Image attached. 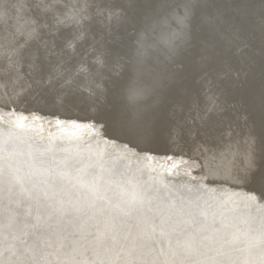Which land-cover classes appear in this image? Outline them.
I'll return each mask as SVG.
<instances>
[{
  "label": "rangeland",
  "instance_id": "374dc122",
  "mask_svg": "<svg viewBox=\"0 0 264 264\" xmlns=\"http://www.w3.org/2000/svg\"><path fill=\"white\" fill-rule=\"evenodd\" d=\"M232 1L233 2H230V0H0V139H1L0 140V148H1L0 150L2 151L4 149L2 153L5 156L4 157L3 154L1 153L0 159L3 162H5L4 160H6V162L9 160L7 163L9 164V168L6 167L7 165L6 163H3L0 160L1 162L0 163V169H1L0 170V177H1L0 179V192H1L0 193V209H1L0 210L1 211L0 228L2 227L0 229V233H1L0 234L1 236L0 237V255H1L0 260L2 259V261H0V264H11L12 262L14 264H19V263L21 264H30V263L31 264H41V263L51 264V262H53L52 264H56L55 263L56 260H57V264H59V262L62 261V259H63L62 261L63 264H66V263L67 264H83L87 260L89 263L86 262V264L87 263L88 264L90 263L91 264H107V263L109 264L111 261L112 262L110 264H119V261L121 262L120 264H128V262L129 264H194V263L197 264V262L198 264L199 263L200 264L202 263L203 264L204 263H208V264H252V263L259 264L258 260L260 259V257L258 256L260 252L258 251V249L261 250L262 245L264 247V243H262L264 241V226H263L264 225V221H263L264 220V212H263L264 211V203H263L264 199L260 198V194L258 191H253L254 188L258 187V184L254 182L253 178L255 177L258 180L262 175H264V169H263V165H264V160H263L264 159V152H263L264 151V147H263L264 146V141H263L264 139V97H263L264 96V22H263L264 21V10H262V8L264 9V2H263L264 0H246V2L245 0H236L238 3L235 0H232ZM247 1H249L251 4ZM234 2H236L237 4ZM241 2L242 3L245 2L242 5L244 6L246 4V6L243 7L241 5ZM38 4L40 5V7H37ZM45 5L48 6L47 9L45 8ZM234 6H236L237 8ZM5 7L8 10L7 16H3L2 14L3 9ZM239 8L240 9L242 8L243 10H240ZM251 9L256 12H253ZM220 11L222 12V14ZM245 11L247 12L249 11V12L246 13ZM252 15H255V16H252ZM243 16H245L247 19L246 18L244 19ZM249 16L251 17L249 18ZM256 24L257 25L259 24V25L257 26ZM228 27H230V29ZM33 30H36V31H33ZM224 31H227V32H224ZM243 36L247 38L245 39V37L243 38ZM98 63H100V65ZM137 67L143 71V75L138 80V83H140L139 85H141L140 87L143 89V92L136 98V100L134 101V105L137 110L142 108L141 111L139 112L141 116L143 114L146 115V117H144L145 115L142 116V119L144 118L143 121H145V123L148 122L150 123L149 125H151V122L152 123L156 121L158 122V123H154V125H151V126H148V123H147V126L151 128V131L153 129L152 138L149 136V138L147 139L149 141L150 140L153 141V144L151 141H150L151 143L147 141V139L146 141H142V142H137V141L130 142V138L124 135L121 132L120 128H117L118 126L117 125L115 126V123H113V121L110 119L111 114L116 113L117 108L118 110H122L125 108L126 105L129 104L128 95L126 91L128 84H126V82L128 83L129 81L130 83L132 79L134 78L136 79V74L134 73L133 69ZM131 68L133 69L131 70ZM123 70L125 71L123 72ZM122 75L124 76L126 75V76L124 77ZM12 78L14 80H12ZM177 78L178 80H176ZM120 83L121 84L123 83L124 86H122ZM63 84H65L66 86ZM219 100L221 102H219ZM9 101L10 103L8 104L7 102ZM225 101L227 102L225 103ZM108 105H109V108H108ZM102 106H104V108L107 107V109H105L106 111H104V108H102ZM216 107H219V108H216ZM217 109H220V110L217 111ZM144 110L147 113H145ZM169 110H172V111H169ZM214 110H215V113L213 112ZM185 114L186 116H184ZM214 114L215 115L217 114V115L215 116ZM223 115L224 116L226 115V116L224 117ZM216 117L221 118V120L219 118L217 119ZM243 117H244L243 119L244 121L241 119ZM222 119H224V121H222ZM225 119H227L228 121ZM225 121H227L228 124ZM238 121H240V123ZM243 122L245 124H243ZM78 123L80 125H78ZM224 124L227 125V127ZM43 125L45 127H43ZM223 125L225 127H223ZM14 126L16 129V132L14 131ZM153 126L154 127L156 126V127L154 128ZM221 127L223 129L225 128L226 131L225 129L224 130L221 129ZM6 129L8 130V136L10 135L9 137L7 136ZM45 129L47 132L46 136H44ZM94 129H95V132H94ZM227 129L230 132H228ZM32 130L37 133V136H35L36 133L32 132ZM214 131H216V133ZM23 133H24V136H23ZM40 133L41 135H39ZM72 134H74V136ZM215 134L217 135V139L215 138L216 137ZM19 135H21L22 137L21 136H20L21 138L18 137ZM88 135L90 137H88ZM92 135H96V136L94 137ZM228 135H229L228 137L229 139L228 138L226 139ZM255 135L256 137L258 135L259 136L256 138ZM11 137L12 138L18 137V139L16 138L12 139ZM23 137H25L24 140H23ZM211 137L213 140L211 139ZM252 137L254 138V141H252L253 140ZM62 138H65V140ZM153 138L154 140L155 139L156 140L154 141ZM218 138L219 139L221 138V140L219 141ZM230 138L234 143L231 142ZM69 139L72 141H70ZM167 139L168 141H166ZM62 140L65 141L64 144L62 143ZM89 140L90 142H88ZM258 140L259 141L262 140V141L259 142ZM13 141L16 142V145H15V142ZM19 141H22V142H19ZM41 141L42 142L44 141V143L48 141V145L47 143L44 144ZM210 141L212 143L214 142L215 143L212 145ZM225 141H228V142L225 143ZM6 142L11 145L7 144ZM72 142H74V144ZM67 143H69L70 146L67 145ZM71 144H73L74 146ZM119 144H120V147H119ZM203 144L205 145L203 146ZM217 144H218V147L220 146L219 147L220 150L218 147L216 148ZM152 145H153V149H152ZM201 145H202V148H200ZM66 146H69V147H66ZM214 146L215 148L213 149L212 147ZM7 147L10 149H8ZM21 147L23 148L25 147V148L23 149ZM113 147H115L114 148L115 150L113 149ZM147 147H149L151 150ZM255 147L258 151L255 149ZM15 148L19 150H16ZM104 148H106V152ZM233 148H234V152H232ZM131 149L135 151V153L132 152ZM211 149H213L216 152L218 149V152H220V154L218 152L214 153V151H212ZM10 151L12 153H9ZM211 151L213 152V154H211L212 153ZM68 152H70L69 155H68ZM124 152L128 155L123 156ZM199 152L201 153V155ZM202 152L203 153L205 152V153L202 154ZM13 153L15 155V156L13 155L14 157L12 156ZM6 154H8L10 157ZM157 155L159 158L155 157ZM203 155H205L206 157ZM213 155L214 156L216 155L215 158L213 157ZM220 155L221 157H225V158L224 159L221 158ZM130 157L135 158V159H131ZM255 157L259 158L260 160ZM31 158L38 159V161H41L42 164H40L39 162L34 164ZM129 158L131 160L130 162L132 163L129 162ZM156 158L158 159L157 161H156ZM66 159H70V160L65 161ZM134 160H137L138 162ZM226 160H228L230 165L228 164V162H226ZM11 161H12V164H11ZM69 161L71 162V164ZM249 161H252V162H249ZM253 161L255 162L257 161L256 164L255 162L253 163ZM128 162L131 165L128 164ZM135 162L138 164H136ZM217 163L220 165H218ZM224 163L225 164L227 163L226 167H223L225 166ZM133 164H136L137 167L136 165L134 166ZM177 164H178V167H177ZM251 164L254 166H252ZM260 164H262V166ZM3 165L5 166V168H3L4 167ZM138 165L140 167H138ZM221 165H222V168H221ZM201 166L203 169L201 168ZM248 166H251L252 168ZM64 167L66 168L68 167V168L67 169L65 168L66 169L65 170L63 169ZM124 167L127 169H125ZM208 167L211 168V170ZM138 168H141V169H138ZM197 168H198V171H197ZM230 168L232 170H230ZM4 169L7 170L5 174H4ZM194 169L195 171H193ZM200 169L203 171V173L204 172L205 173L203 174L202 171L200 173L199 172ZM250 169H252V171L254 170L253 174L252 172H250L251 171ZM67 170H69L68 173H71L72 176L67 173ZM78 170H83V171H78ZM131 170L135 172L137 171V172L132 173ZM214 170L218 172L216 173ZM238 170L239 172H236ZM248 170H250L249 173H248ZM97 171H98V174H97ZM108 171L109 173H111L110 175H108L109 174ZM124 171H125V174L128 175L127 177H125ZM126 172L127 173L129 172V173L127 174ZM1 173H2V176H1ZM112 173H113V177H112ZM198 173L200 176L198 175ZM215 173L217 176L215 175ZM3 174L5 175V177L3 176ZM40 174L42 176H45V175L47 176L42 177ZM76 174L78 178L75 180ZM102 174L103 176H107V178L103 177ZM133 174H134V177L133 179H131ZM136 174L137 176H135ZM138 174H142L143 178L141 179L140 178L141 175H138ZM224 174L227 177H224L225 176ZM79 175L83 176V178L85 179H82L83 181L82 180L79 181V179H81L79 178L81 177ZM145 175H147V178H148L147 180H146ZM234 175L235 177H232ZM53 176L55 177V179L53 178ZM56 176L58 178H56ZM204 176L206 178L209 177V179H205ZM37 177H40V178L37 179ZM65 177L67 178L65 179ZM98 177H100V179ZM109 177H112L110 178L111 179L110 182L108 180ZM137 177H139L140 179H138ZM222 177L228 180L225 181V179H223ZM68 178L71 180L72 179L74 180H72V182L70 183L71 180H69ZM105 178H106V181H105ZM24 179L26 182L24 181ZM52 179L54 180V183L50 181ZM98 179L100 181V183H98L99 185L95 184L98 181ZM115 179L119 180V182H122L123 184L120 185V183H118V181L116 182ZM39 180L41 183L39 182ZM66 180H69V181H66ZM94 180L96 182L93 183ZM112 180L115 183H113ZM128 180H129V185H128ZM134 180L135 181L139 180V181L135 182ZM140 180L143 183H141ZM203 180L204 181L207 180L208 182L210 180L211 181L208 183L207 181L204 182ZM212 180L214 181L216 180V181L214 182ZM232 180L233 182L234 181L235 182L233 183ZM46 181L49 182V185H47L48 183ZM64 181L69 182V183H66ZM73 181L74 183L77 181L75 185H73ZM132 181H134L135 183ZM63 182L66 183L67 185H65ZM79 182L80 184L82 182V184L80 185L81 189L79 187ZM124 182L126 183V186ZM236 182L238 184H236ZM108 183L109 185H107ZM207 183L210 185H208ZM59 184L61 185L63 184L62 187H60V189H62V192L64 194L61 193V191H59V186H60ZM83 184H84L83 186L84 188L82 187ZM114 184H116L118 188L122 187L125 189L126 187L129 186L128 189H126L128 193L126 192L125 189H122V188L119 191L120 188L119 189L116 188V185ZM139 184L140 185L142 184V185L140 186ZM197 184L199 187L197 186ZM64 185L65 187H63ZM86 185L88 186L86 187ZM39 186L40 187L42 186V188L40 189ZM66 186H69L70 189H68V187ZM110 186H114V188H111ZM139 186L140 188H143V189L142 190L139 189ZM200 186H203L202 187L203 189L205 188L204 189L205 192H203ZM209 186H211V188ZM230 186H231V189H230ZM11 187H12V190H11ZM52 187H53V190H52ZM191 187L193 188V196L191 193L192 192ZM71 188L73 190H76V188H79L81 191L78 189L77 193L74 192V194H72L71 192L73 190H71ZM92 188L94 190L96 189L95 192L97 193V195L96 194L94 195L93 191H90V190H93ZM212 188L213 190L215 189L214 190L215 192L214 191L212 192ZM8 189H9V192H8ZM48 189H50L49 191L52 190L51 194H49L50 192L48 193ZM65 189L67 193L65 192ZM107 189H111V190L108 191ZM161 189H163L164 191ZM180 189L183 191L182 195H184V193L186 192L185 194L187 196L186 195L182 196L180 194L182 191L180 193L178 192L180 191ZM199 189L201 191H198ZM226 189L228 191L231 190L230 195H228V193L230 192H227ZM82 190H84V192ZM113 190L116 193H114ZM128 190L131 191V193ZM143 190H145V193ZM206 190L207 191L209 190V191L207 192ZM189 191H191L190 194H189ZM195 191L198 193L197 199L199 201L195 198V195H194L196 194ZM69 192L71 196L73 195L72 196L73 199L72 197H70ZM101 192L105 194V196L104 195L101 196ZM158 192L160 195H158ZM164 192H167V193L165 194ZM199 192L201 193L202 196L199 194ZM108 193H111V195ZM129 193L131 196H129ZM206 193L207 194L209 193V194L207 195ZM210 193H213V194L210 195ZM8 194H10V196ZM46 194L49 196H46ZM54 194H56L58 197L55 196ZM82 194L83 196L81 197ZM86 194L88 196L84 197V195ZM143 194H146L145 196V198L147 197L146 199H143L142 197ZM147 194H149L150 196ZM169 194L170 195L172 194L173 196L172 195L169 196ZM178 194L181 195L182 197L178 196ZM166 195L171 197V200L173 202L172 201L170 202L169 198ZM216 195L218 198L216 197ZM2 196L4 199L2 198ZM74 196H77V197L79 196L80 198L79 197L75 198ZM127 196L128 198H124ZM133 196L134 197L136 196V197L133 198ZM174 196L176 197L174 198ZM188 196L191 199H189ZM55 197H57L59 200L57 198L55 200ZM100 197H104V198L101 199ZM155 197L157 198V200ZM178 197L180 198V200H177V202H175L176 199H179ZM183 197H186V198H183ZM35 198H38V200ZM95 198L97 200H95ZM108 198H111V199H108ZM141 198L144 201H141ZM159 198H162V200H160ZM1 199H3L4 202ZM20 199H22L23 202L25 203L26 202H29V203L25 204ZM87 199H89V202ZM92 199H94V201ZM104 199L105 200L107 199L106 202L109 204L106 203L107 204L106 205ZM211 199L213 200L211 201ZM234 199L236 200L234 201ZM24 200H27V201H24ZM57 200L60 201V203H62L61 206L58 205L60 203L56 202ZM62 200L64 203L62 202ZM113 200H115L116 202ZM202 200L204 203L202 202ZM209 200H210V204L208 203ZM238 200L240 201V204L238 203L239 202ZM83 202H84V205L82 204ZM196 202H198V204H196ZM223 202H225V204ZM230 202H232V205ZM71 203L74 205H71ZM87 203L88 204L90 203V204L88 205ZM121 203L122 205L123 204L124 205L123 206L120 205ZM169 203L173 207L169 206ZM214 203L216 205H214ZM222 203L225 205V207H223ZM111 204L112 205L114 204L115 206L114 205L112 206ZM160 204H163V205L160 206ZM167 204H168V208L166 206ZM182 204H185V205L182 206ZM202 204L204 205L202 206ZM23 205L25 207H23ZM32 205H35V206H32ZM45 205L46 207H43ZM109 205L111 209H109ZM148 205L150 206V208ZM236 205H238V207H236ZM47 206H50L51 209L50 207H48V209H50L48 210ZM197 206L199 207L198 213L196 210H194L198 208ZM200 206L201 208L203 207L202 211H200L201 210ZM211 206L213 207L211 208ZM217 206H219L218 207L220 208L219 210L223 209L222 210L223 212L220 211V213H222L223 215L222 214L220 215L219 212L218 214L217 210H215L214 212V209H216ZM257 206H260V207H257ZM4 207H6L7 209ZM55 207L56 208L58 207V208L56 209ZM78 207H81L80 209H82L83 211L79 210ZM100 207H102V209H100ZM120 207L123 209L121 210ZM190 207H194L193 210ZM246 207L251 208L252 210L251 209L247 210ZM25 208H27L28 210H26ZM41 208H42V211H39V209L41 210ZM91 208H93V211ZM173 208L176 209V211L178 210L179 213L178 211L174 212ZM253 208L254 209L256 208L257 213L254 211ZM43 209L46 211H45V214L42 215V213H44ZM72 209L73 210L76 209L78 212L76 213V210L72 211ZM94 209L96 211H94ZM99 209L105 210V211L100 212ZM153 209L156 210L157 213H155ZM206 209H208L210 213ZM244 209L246 212L244 211ZM5 210L9 212H6ZM97 210L99 213H96ZM110 210H112L111 212L113 213L110 214ZM126 210H127V213H125ZM162 210L163 212H161ZM182 210L184 211L182 212ZM226 210L229 211V213ZM238 210H240L242 213L241 212L239 213ZM249 210H251V212H249ZM23 211L25 212L23 213ZM165 211L166 213H164ZM224 211L227 212V214ZM2 212H5V214ZM64 212L65 213L67 212L68 214L67 213L64 214ZM167 212H169V215H166ZM173 212L174 214H172ZM261 212L263 215L261 214ZM38 213L41 217L37 216ZM69 213H71V216ZM89 213L93 214V216L97 215L99 218L95 216L92 219L93 216ZM177 213L179 215V218L178 216L176 217ZM191 213H194L195 215L196 214L197 215L195 216L194 214H191ZM243 213L244 215H246V213H249L247 214L248 216L246 215L247 218H245L246 216H244ZM254 213H255V216L252 217ZM1 214L2 215L4 214L5 216L4 215L2 216ZM31 214H34L36 217ZM57 214H59V217ZM101 214L102 216L100 218ZM143 214L144 216H141ZM204 214L206 217H204ZM206 214H208L209 216L208 218ZM240 214H242L244 217L242 215L239 217ZM26 215L29 217L25 218ZM44 215H46V217H44ZM52 215L54 218H52ZM76 215L77 217L78 215L80 216L76 218L75 217ZM160 215L162 216V219ZM164 215H166L168 218L167 217H165L166 219L163 218ZM235 215L238 218L235 219ZM105 216L106 217L111 216V220L113 219L114 220L112 222L110 221V224H109V217L107 219ZM123 216H124V219H123ZM129 216L130 218H132L133 221L129 219ZM189 216L191 217L188 218ZM256 216H258L259 218L261 217V219L257 217L259 219L258 220L257 218H255ZM31 217L34 218V221ZM194 217H196L195 218V220L197 219L196 221H199L198 222L199 224L197 223L199 226H197V224L195 223L196 221L194 220ZM218 217H219V220H218ZM21 218L22 219L24 218V219L22 220ZM48 218L49 219L51 218V219L49 220ZM69 218H72L73 220ZM174 218L175 219L177 218L176 221L174 220ZM191 218L193 219L191 220ZM11 219H14V220H11ZM91 219L93 221L96 220V222L94 223ZM98 219H100L99 220L100 222H98ZM164 219L165 221L168 222V223L166 222L167 225L163 223L165 222ZM169 219L171 220V222L173 220L172 224H174L175 226L176 224L178 225L179 223L178 226L181 227V230H179L177 226L175 227L174 225L170 224L171 222ZM201 219H202V222H201ZM221 219H225V221ZM231 219L233 220V222L231 221ZM18 220H20L24 225L20 223V221ZM41 220L43 221L42 222L43 224L41 223ZM120 220L122 221L123 224L119 222ZM126 220H128L129 222H127ZM7 221H10V222H7ZM101 221L103 224L105 223L104 228H103V224L101 223ZM184 221H186V224L188 223L192 225L189 226L187 224L186 226V224H184L185 223ZM190 221L191 223H189ZM234 221L237 223H235ZM11 222L16 223V224H12ZM69 222L71 223V225ZM72 222H74V224ZM209 222H212L213 225ZM111 223L112 224L115 223V224L112 225ZM205 223L208 226L206 227V229L204 228L206 226L204 225ZM215 223H218V224L216 225ZM251 223L252 225H249ZM4 224L6 227L3 226ZM30 224L31 225L33 224L32 228ZM56 224L57 225L60 224V225L56 226ZM64 224L66 225L68 224L69 226L68 225L66 226ZM77 224H79L80 227ZM99 224L101 225L99 226ZM233 224L236 226H234ZM11 225L12 226L16 225L17 227L16 226L12 227ZM61 225L63 227H61ZM73 225L75 226L77 225L76 228L78 227L80 229L78 228L76 229L75 227H73ZM89 225L91 227L90 229H89ZM162 225H164L163 228H162ZM9 226L12 228L10 229ZM43 226L47 227V228H44L45 230L47 229L48 230L44 232L43 231L44 229L42 228ZM82 226L83 228H81ZM113 226H117L115 227L116 231L113 230L114 229ZM166 226H168L170 229L166 228ZM170 226H173V227H170ZM183 226L184 227L186 226V229L183 228ZM210 226L213 227L212 230L211 229L209 230V228H212ZM225 226L231 228V231ZM230 226H232L233 229ZM252 226L255 228H253ZM34 227L36 230L33 229ZM64 227H66L67 229ZM108 227L111 233L109 230H107ZM174 227H175V230L172 229ZM14 228L16 229L13 230ZM25 228L27 229V231ZM50 228L52 229L51 231H50ZM53 228H55V231H53L54 230ZM98 228L100 231L98 230ZM192 228L196 230H193ZM166 229L168 231H165ZM241 229L242 230L248 229V230H245L244 232L248 233L249 237H247L248 235L247 234L245 235V233L242 232ZM16 230H19V231H16ZM77 230H79V232ZM81 230H83L82 233H80ZM95 230L96 231L98 230V233L95 232ZM101 230L103 232H101ZM178 230L179 232H176ZM203 230H205V232L202 233L201 231ZM217 230L219 232L221 231L220 232L221 234ZM257 230L258 231L260 230L259 234H257L258 233ZM41 231H43L44 233ZM74 231L75 232L77 231L78 233L76 232L77 234H75ZM113 231L116 234H113L114 233ZM170 231H172L173 233H171ZM188 231L189 232L191 231L194 234V236L191 232L189 233ZM223 231H225L226 233H222ZM27 232H29L30 235H28ZM69 232L72 234V235L70 234L71 236L67 234ZM36 233H39V234L37 235ZM40 233L41 234L43 233V234L41 235ZM46 233H49L51 235L49 234L45 235ZM92 233L93 234L97 233L100 236V237L98 236L99 239L96 236L97 234L93 236ZM106 233L108 235H106ZM175 233H178V236ZM212 233L215 236H213ZM250 233L252 235H250ZM24 234H25V237H24ZM56 234L57 236L55 237ZM100 234L101 235L104 234L103 239L107 243L102 239V236ZM205 234L207 236H205ZM242 234H244V236H242ZM186 235H188V238L190 240L187 238ZM253 235L255 237L258 236L256 237V240H254L258 243V244L256 243L257 245H255V242L252 241L253 238L255 239ZM37 236H39L40 238L42 236L44 238L39 239ZM51 236L53 239L55 237L53 241H49V239L52 240ZM105 236L106 238L107 237L108 238L105 239ZM112 236H113V241H112ZM47 237H50V238L47 239ZM76 237L78 240L76 239ZM244 237H247V239ZM9 238L11 239V241L9 240ZM61 238L63 239L61 240ZM94 238L96 239V241H99L100 239L102 240H100L99 242L95 241L97 245L94 246L95 245ZM193 238H194V241H192ZM213 238L215 240H212ZM35 239H37V241ZM74 239L77 241H75ZM80 239H81V242H80ZM92 239H93V242H92ZM108 239L110 242H108ZM209 239L211 241H207ZM33 240H35V242ZM41 240L42 242L43 240H46L44 241L46 242V245H43L45 243L44 242L42 243ZM177 240H180V241L189 240V242L192 241L191 243H193L192 244L193 246L191 245V243L189 244L192 246L191 248L193 249H191L190 246H188L189 244L178 245ZM197 240L201 242V244L198 243ZM32 241L34 243H32ZM48 241L50 243H48ZM82 241L84 242L86 246L83 244ZM102 241H103V244H102L103 246L104 244L109 245V246L104 247L107 250H105L103 246L100 245ZM203 241L205 242V244ZM64 242L65 243L67 242V244H65ZM196 242L200 245L199 246L198 244L196 245ZM215 242L217 245L215 244ZM248 242L251 244H249ZM77 243L81 245L77 246ZM212 243L214 244L212 245ZM208 244L212 246L210 247V245ZM227 244H228V247H227ZM230 244L232 245L230 246ZM65 245L66 247L63 248V246ZM248 245L251 246V249ZM40 246L42 249L45 248L44 252L41 250ZM45 246H47V248H49L48 246H52L54 248L50 247L49 248L50 250H48ZM114 246H115V249L113 248ZM186 246L188 247L185 248ZM223 246H224V249H223ZM1 247H2V250H1ZM6 247L8 249H6ZM67 247H70V249L72 247L74 249L70 250ZM244 247H246V249ZM61 248L63 249V251ZM25 249L31 252L29 253ZM68 249L72 251V253L68 251ZM76 249H79L80 252L84 250L83 251L84 253L79 252V254H77L79 250H76ZM89 249L91 250L88 251ZM187 249L189 253L187 252ZM19 250H21V252ZM38 250L39 251L41 250L42 252L40 251L39 253ZM104 250L106 252H104ZM192 250L194 252H191ZM251 250L253 251V253ZM17 251L19 252L20 255L18 254ZM119 251H121V253ZM196 251L198 253H196ZM61 252H63L64 254ZM241 252L243 254H241ZM23 254L24 256H22ZM57 254H59L60 257ZM80 254L82 255L78 256ZM240 254L244 255L243 258L245 260L242 258ZM50 255L51 256L53 255L52 256L53 258ZM113 255L115 256L113 257ZM56 256L59 259L60 258L61 259L59 260ZM127 256L130 259H128ZM254 256H257L258 258L257 257L255 258ZM13 257L15 258L13 259ZM46 257H48V259ZM64 257H65V260H64ZM212 257L213 259H211ZM54 258H56V260ZM214 258L215 260L217 259L216 260L217 262L214 260ZM224 258H227V263H225L226 260ZM254 258L256 259V262H254ZM35 259L37 262L35 261ZM67 259H72V260L68 261ZM219 259H222V260L219 261ZM246 259H248L247 262H246ZM26 260L27 262L25 263ZM42 260L44 262H41ZM123 260H126L127 262ZM218 262H221V263H218ZM60 264L62 263L60 262Z\"/></svg>",
  "mask_w": 264,
  "mask_h": 264
},
{
  "label": "bare ground",
  "instance_id": "6f19581e",
  "mask_svg": "<svg viewBox=\"0 0 264 264\" xmlns=\"http://www.w3.org/2000/svg\"><path fill=\"white\" fill-rule=\"evenodd\" d=\"M235 1H236V0H235ZM230 2H233V1L230 0ZM236 2H237V1H236ZM236 2H234V3H236ZM239 2H240V1H239ZM245 2H246V0H245ZM245 2H243V3H245ZM247 2H249V1H247ZM257 2H258V1H257ZM263 2H264V1H263ZM234 3H233V4H234ZM237 3H238V2H237ZM237 3H236V4H237ZM243 3L241 2V5H242ZM249 3H250V2H249ZM255 3H256V2H255ZM230 4H231V3H230ZM230 4H229V5H230ZM250 4H251V3H250ZM260 4H262V3H260ZM234 5H235V4H234ZM253 5H254V4H253ZM236 6H237V5H236ZM236 6H234V7H236ZM239 6H240V5H239ZM242 6H243V5H242ZM245 6H246V4H245L243 7H245ZM261 6H262V5H261ZM232 7H233V6H232ZM243 7H242V8H243ZM247 7H249V6H247ZM250 7H251V5H250ZM259 7H260V6H259ZM236 8H237V7H236ZM242 8H241V9L239 8V9H240V10H243L244 8H243V9H242ZM255 9H256V8H255ZM259 9H260V8H259ZM234 10H235V9H234ZM251 10H252V9H251ZM262 10H264V9L262 8ZM236 11H237V10H236ZM252 11H253V12H256V11H254V10H252ZM259 11H260V10H259ZM220 12H221V11H220ZM223 12H224V11H223ZM225 12H226V11H225ZM245 12L248 13L249 11H248V12L245 11ZM257 12H258V10H257ZM260 13H261V12H260ZM260 13H258V14H260ZM221 14H222V12H221ZM225 14H226V13H225ZM251 14H253V13H251ZM242 15H243V14H242ZM244 15H245V13H244ZM262 15H263V14H262ZM226 16H227V15H226ZM238 16H239V15H238ZM247 16H248V15H247ZM252 16H255V15H252ZM223 17H224V16H223ZM239 17H240V16H239ZM243 17H244V19L246 18L245 16H243ZM250 17H251V16H249V18H250ZM221 18H222V17H221ZM228 18H229V16H228ZM237 18H238V17H237ZM262 18H263V17H262ZM222 19H223V18H222ZM246 19H247V18H246ZM253 19H254V18H253ZM253 19H252V20H253ZM239 20H240V19H239ZM254 20H255V19H254ZM69 21H70V20H69ZM245 21H246V20H245ZM73 22H74V20H73ZM94 22H95V21H94ZM247 22H248V21H247ZM250 22H251V21H250ZM263 22H264V21H263ZM79 23H80V22H79ZM252 23H253V21H252ZM254 23H255V22H254ZM16 25H17V24H16ZM60 25H61V24H60ZM226 25H228V24H226ZM252 25H253V24H252ZM256 25H257V24H256ZM258 25H259V24H258ZM258 25H257V26H258ZM262 26H263V25H262ZM214 27H215V26H214ZM214 27H213V28H214ZM232 27H233V26H232ZM232 27H231V28H232ZM21 28H22V27H21ZM27 28H29V27H27ZM228 28L230 29V27H228ZM32 29H33V28H32ZM214 29H215V28H214ZM236 30H237V29H236ZM238 30H239V29H238ZM33 31H36V30H33ZM227 31H228V30H227ZM227 31H224V32H227ZM230 31H231V30H230ZM232 31H233V30H232ZM217 32H218V31H217ZM243 33H244V32H243ZM220 34H221V33H220ZM249 34H250V33H249ZM251 34H252V33H251ZM25 35H26V34H25ZM230 35H231V34H230ZM232 35H233V33H232ZM226 36H228V35H226ZM256 36H257V35H256ZM38 37H39V36H38ZM221 37H222V36H221ZM233 37H234V36H233ZM244 37H245V36H243V38H244ZM248 37H249V36H248ZM257 37H258V36H257ZM128 38H129V37H128ZM246 38H247V37H245V39H246ZM234 39H235V38H234ZM250 39H251V38H250ZM254 39H255V38H254ZM28 40H29V39H28ZM231 40H232V39H231ZM252 40H253V39H252ZM252 40H251V41H252ZM126 41H127V40H126ZM128 41H129V40H128ZM225 41H227V40H225ZM253 42H254V41H253ZM19 43H20V42H19ZM128 43H129V42H128ZM250 43H251V42H250ZM131 45H132V44H131ZM247 45H248V44H247ZM131 47H132V46H131ZM241 49H242V48H241ZM239 50H240V49H239ZM107 51H109V50H107ZM237 51H238V50H237ZM69 54H70V53H69ZM113 56H114V55H113ZM104 57H105V56H104ZM113 58H114V57H113ZM96 59H97V58H96ZM102 60H103V59H102ZM97 61H98V60H97ZM99 61H100V59H99ZM100 63H101V61H100ZM100 63H98V64L100 65ZM102 63H103V62H102ZM103 65H104V64H103ZM135 65H136V64H135ZM128 66H129V65H128ZM137 66H138V64H137ZM132 67H133V66H132ZM128 68H129V67H128ZM84 69H86V68H84ZM129 69H130V68H129ZM132 69H133V68H131V70H132ZM127 70H128V69H127ZM124 71H125V70H123V72H124ZM89 72H90V71H89ZM82 73H83V72H82ZM85 74H86V73H85ZM120 74H121V73H120ZM9 76H10V75H9ZM11 76H12V75H11ZM79 76H80V75H79ZM122 76H124V75H122ZM125 76H126V75H125ZM125 76H124V77H125ZM119 78H120V77H119ZM121 78H122V77H121ZM122 79H123V78H122ZM134 79H135V78H134ZM12 80H14V79L12 78ZM12 80H11V81H12ZM72 80H73V78H72ZM77 80H78V79H77ZM176 80H178V78H177ZM8 81H9V80H8ZM78 81H79V80H78ZM78 81H77V82H78ZM116 81H117V80H116ZM122 81H124V80H122ZM126 81H128V80H126ZM56 82H57V81H56ZM56 82H55V83H56ZM58 82H59V81H58ZM71 82H72V81H71ZM71 82H70V83H71ZM114 82H115V81H114ZM119 82H120V81H119ZM130 82H131V81H130ZM176 82H177V81H176ZM13 83H14V82H13ZM61 83H62V82H61ZM231 83H232V81H231ZM8 84H9V83H8ZM11 84H12V83H11ZM11 84H10V85H11ZM56 84H57V83H56ZM67 84H68V83H67ZM120 84H121V83H120ZM126 84H129V81H128V83L126 82ZM139 84H140V83H139ZM12 85H13V84H12ZM63 85H65V84H63ZM121 85L124 86L123 83H122ZM65 86H66V85H65ZM70 86H71V85H70ZM74 86H75V85H74ZM85 86H86V85H85ZM118 86H119V85H118ZM140 86H141V85H140ZM234 86H235V85H234ZM234 86H233V87H234ZM14 87H15V86H14ZM67 87H68V86H67ZM112 87H113V86H112ZM116 87H117V86H116ZM64 88H65V87H64ZM72 88H73V87H72ZM119 88H120V87H119ZM10 89H11V88H10ZM67 89H68V88H67ZM74 89H75V88H74ZM120 89H121V88H120ZM120 89H119V90H120ZM62 90H63V89H62ZM114 90H115V89H114ZM3 91H4V90H3ZM60 91H61V90H60ZM73 91H74V90H73ZM85 92H86V91H85ZM85 92H84V93H85ZM113 92H114V91H113ZM82 93H83V92H82ZM86 93H87V92H86ZM116 93H117V92H116ZM77 94H78V93H77ZM107 94H108V93H107ZM8 95H9V94H8ZM58 95H59V94H58ZM81 95H82V94H81ZM224 95H225V94H224ZM224 95H223V96H224ZM77 96H78V95H77ZM83 96H84V94H83ZM85 97H86V96H85ZM104 97H105V96H104ZM263 97H264V96H263ZM221 98H222V97H221ZM226 98H228V97H226ZM12 99H13V98H12ZM14 99H15V98H14ZM84 99H85V98H84ZM84 99H83V100H84ZM223 99H224V98H223ZM224 100H225V99H224ZM224 100H223V101H224ZM228 100H229V99H228ZM15 101H16V100H15ZM219 102H221V101L219 100ZM226 102H227V101H225V103H226ZM7 103L9 104L10 101L7 102ZM11 103H12V102H11ZM110 103H111V102H110ZM217 103H218V102H217ZM225 103H223V104H225ZM229 103H230V101H229ZM108 104H109V103H108ZM223 104H222V105H223ZM261 105H263V104H261ZM9 106H10V105H9ZM217 106H218V105H217ZM220 106H221V105H220ZM220 106H219V107H220ZM14 107H15V106H14ZM30 107H31V106H30ZM121 107H122V106H121ZM219 107H216V108H219ZM255 107H257V106H255ZM102 108H104V106H102ZM108 108H109V105H108ZM122 108H123V107H122ZM259 108H260V107H259ZM262 108H263V107H262ZM105 109H107V107L104 108V111H106ZM141 109H142V108H141ZM141 109H138V111H141ZM145 109H146V108H145ZM153 109H154V108H153ZM220 109H221V108H220ZM220 109H217V111H219ZM146 110H147V109H146ZM151 110H152V108H151ZM151 110H150V111H151ZM155 110H156V109H155ZM117 111H120V110H118V108H117ZM117 111H116V112H117ZM167 111H168V110H167ZM169 111H172V110H169ZM144 112H145V110H144ZM179 112H180V111H179ZM213 112L215 113V110H214ZM221 112H222V110H221ZM221 112H220V113H221ZM105 113H106V112H105ZM139 113H140V112H139ZM145 113H147V112H145ZM152 113H153V112H152ZM154 113H156V112H154ZM142 114H143V112H142ZM148 114H149V112H148ZM150 114H151V113H150ZM177 114H178V112H177ZM187 114H188V113H187ZM190 114H191V113H190ZM192 114H193V113H192ZM4 115H5V114H4ZM143 115H145V114H143ZM143 115H142V116H143ZM153 115H155V114H153ZM193 115H194V114H193ZM214 115H215V114H214ZM216 115H217V114H216ZM216 115H215V116H216ZM219 115H221V114H219ZM242 115H243V114H242ZM178 116H179V115H178ZM184 116H186V114H185ZM184 116H183V117H184ZM191 116H192V115H191ZM215 116H214V117H215ZM223 116H224V115H223ZM223 116H221V117H223ZM225 116H226V115H225ZM225 116H224V117H225ZM144 117H146V115H145ZM148 117H149V116H148ZM150 117H151V116H150ZM240 117H241V116H240ZM5 118H6V117H5ZM216 118H217V117H216ZM218 118H219V117H218ZM218 118H217V119H218ZM238 118H239V117H238ZM146 119H147V118H146ZM148 119H150V118H148ZM152 119H153V118H152ZM185 119H186V118H185ZM214 119H215V118H214ZM219 119L221 120V118H219ZM241 119L243 120L244 117L241 118ZM143 120H144V118H143ZM157 120H158V119H157ZM183 120H184V119H183ZM220 120H219V121H220ZM225 120H227V119H225ZM39 121H40V120H39ZM72 121H73V120H72ZM76 121H77V120H76ZM76 121H75V122H76ZM160 121H161V120H160ZM160 121H159V123H160ZM185 121H186V120H185ZM222 121H224V119H222ZM227 121H228V120H227ZM227 121H225V122L228 124ZM243 121H244V120H243ZM144 122H145V121H144ZM238 122L240 123V121H238ZM246 122H247V121H246ZM113 123H114V122H113ZM147 123H148V122H147ZM147 123H146V124H147ZM154 123H158V122H157V121H156V122H153V123L151 122V125H154ZM220 123H221V122H220ZM9 124H10V123H9ZM22 124H24V123H22ZM40 124H41V123H40ZM40 124H39V125H40ZM73 124H74V122H73ZM73 124H72V126H73ZM149 124H150V123H148V126H151V125H149ZM221 124H222V123H221ZM243 124H245V123L243 122ZM76 125H77V124H76ZM78 125H80V124L78 123ZM224 125H225V124H224ZM224 125H223V127H225V126L227 127V125H225V126H224ZM16 126H17V125H16ZM18 126H19V125H18ZM21 126H22V125H21ZM28 126H29V125H28ZM83 126H84V125H83ZM115 126H116V124H115ZM26 127H27V125H26ZM31 127H32V126H31ZM37 127H39V126H37ZM43 127H45V126L43 125ZM74 127H75V126H74ZM84 127H85V126H84ZM86 127H87V126H86ZM153 127H154V126H153ZM155 127H156V126H155ZM155 127H154V128H155ZM228 127H229V126H228ZM19 128H20V127H19ZM24 128H25V127H24ZM35 128H36V127H35ZM47 128H48V127H47ZM47 128H46V129H47ZM115 128H116V127H115ZM117 128H119V127H117ZM149 128H150V127H149ZM7 129H8V128H7ZM7 129H6V131H7L6 133H7V136H8V130H7ZM29 129H31V128H29ZM29 129H28V130H29ZM36 129H37V128H36ZM46 129H45V135L43 134L44 136H46V133H47V132H46ZM53 129H54V128H53ZM71 129H72V128H71ZM88 129H89V128H88ZM92 129H93V128H92ZM92 129H91V130H92ZM113 129H114V128H113ZM150 129H151V128H150ZM210 129H211V128H210ZM216 129H217V128H216ZM218 129H219V127H218ZM221 129H223V128L221 127ZM224 129H225V128H224ZM224 129H223V130H224ZM25 130H26V129H25ZM69 130H70V129H69ZM69 130H68V131H69ZM80 130H81V129H80ZM98 130H99V128H98ZM116 130H117V129H116ZM154 130H155V129H154ZM212 130H213V129H212ZM227 130H228V129H227ZM14 131L16 132L15 126H14ZM19 131H20V130H19ZM23 131H24V130H23ZM50 131H51V130H50ZM68 131H67V132H68ZM78 131H79V130H78ZM86 131H87V130H86ZM114 131H115V130H114ZM210 131H211V130H210ZM225 131H226V129H225ZM236 131H237V130H236ZM251 131H253V130H251ZM17 132H18V131H17ZM32 132H35V131L32 130ZM41 132H42V131H41ZM58 132H60V131H58ZM79 132H80V131H79ZM91 132H92V131H91ZM94 132H95V129H94ZM97 132H98V131H97ZM97 132H96V133H97ZM211 132H212V131H211ZM214 132L216 133V131H214ZM217 132H219V131H217ZM228 132H230V131L228 130ZM233 132H234V131H233ZM3 133H4V132H3ZM30 133H31V132H30ZM30 133H29V134H30ZM35 133H36V132H35ZM82 133H84V132H82ZM98 133H99V132H98ZM117 133H119V132H117ZM152 133H153V129H152V131H151V135H150L151 138H152ZM166 133H167V132H166ZM166 133H165V134H166ZM10 134H11V133H10ZM16 134H17V133H16ZM16 134H15V135H16ZM20 134H21V132H20ZM26 134H27V133H26ZM32 134H33V133H32ZM70 134H71V132H70ZM113 134H114V133H113ZM211 134H212V133H211ZM219 134H220V133H219ZM231 134H232V132H231ZM236 134H237V133H236ZM253 134H255V133H253ZM12 135H13V134H12ZM39 135H41V133H40ZM50 135H51V134H50ZM67 135H68V133H67ZM72 135L74 136V134H72ZM90 135H91V134H90ZM153 135H154V134H153ZM167 135H168V134H167ZM1 136H2V135H1ZM3 136H4V135H3ZM9 136H10V135H9ZM9 136H8V137H9ZM16 136H17V135H16ZM20 136H21V135H19L18 137H20ZM23 136H24V133H23ZM32 136H33V135H32ZM32 136H31V137H32ZM35 136H37V133L35 134ZM55 136H56V135H55ZM69 136H70V135H69ZM69 136H68V137H69ZM92 136L95 137L96 135H92ZM211 136H213V135H211ZM215 136H216L215 138L217 139V135H216V134H215ZM258 136H259V135H258ZM258 136H257V137H258ZM18 137H15V138L18 139ZM21 137H22V136H21ZM21 137H20V138H21ZM31 137H30V138H31ZM39 137H40V136H39ZM42 137H43V136H42ZM48 137H49V136H48ZM60 137H61V135H60ZM88 137H90V136L88 135ZM94 137H93V138H94ZM218 137H219V136H218ZM228 137H229V135L226 137V139H227ZM255 137H256V135H255ZM257 137H256V138H257ZM261 137H262V136H261ZM11 138H12V137H11ZM15 138H12V139H15ZM24 138H25V137H23V140H24ZM27 138H28V137H27ZM30 138H29V139H30ZM33 138H34V137H33ZM46 138H47V137H46ZM49 138H50V137H49ZM52 138H53V137H52ZM93 138H92V139H93ZM148 138H149V137H148ZM151 138H150V139H151ZM154 138H155V137H154ZM154 138H153V140H154ZM165 138H166V136H165ZM262 138H263V137H262ZM9 139H10V138H9ZM12 139H11V140H12ZM62 139L65 140V138H62ZM72 139H73V138H72ZM211 139H212V137H211ZM228 139H229V138H228ZM252 139H253L252 141H254V138H253V137H252ZM0 140H1V139H0ZM6 140H7V139H6ZM21 140H22V139H21ZM23 140H22V141H23ZM34 140H35V139H34ZM42 140H43V139H42ZM46 140H47V139H46ZM49 140H50V139H49ZM56 140H57V139H56ZM64 140H62V143H63V144L65 143ZM67 140H68V139H67ZM69 140H70V139H69ZM74 140H75V139H74ZM155 140H156V139H155ZM155 140H154V141H155ZM212 140H213V139H212ZM218 140L220 141L221 138H220V139L218 138ZM224 140H225V139H224ZM230 140H231V138H230ZM4 141H5V139H4ZM17 141H18V140H17ZM22 141H19V142H22ZM32 141H33V140H32ZM53 141H54V140H53ZM53 141H52V142H53ZM57 141H58V140H57ZM70 141H72V140H70ZM144 141H146V140H144ZM147 141H149V140L147 139ZM150 141H151V140H150ZM150 141H149V142H150ZM166 141H168V139H167ZM214 141H215V139H214ZM258 141H259V140H258ZM261 141H262V140H261ZM261 141H259V142H261ZM263 141H264V139H263ZM7 142H8V141H7ZM7 142H6V143H7ZM10 142H11V141H10ZM13 142H15V141H13ZM19 142H18V143H19ZM37 142H38V141H37ZM41 142H42V141H41ZM49 142H50V141H49ZM52 142H51V143H52ZM59 142H60V141H59ZM86 142H87V140H86ZM88 142H90V140H89ZM133 142H134V141H133ZM151 142H152V144H153V141H151ZM151 142H150V143H151ZM208 142H209V141H208ZM210 142H211V141H210ZM226 142H228V141H225V143H226ZM231 142H233V141L231 140ZM42 143H44V141H43ZM45 143H47V145H48V141L45 142ZM45 143H44V144H45ZM51 143H50V144H51ZM72 143L74 144V142H72ZM211 143H212V142H211ZM214 143H215V142H214ZM214 143H212V145H213ZM233 143H234V142H233ZM233 143H232V144H233ZM248 143H249V141H248ZM250 143H251V142H250ZM252 143H253V142H252ZM255 143H256V141H255ZM3 144H4V143H3ZM7 144H9V143H7ZM12 144H13V143H12ZM50 144H49V145H50ZM73 144H71V145H73ZM85 144H86V143H85ZM142 144H144V143H142ZM147 144H148V142H147ZM209 144H210V143H209ZM230 144H231V143H230ZM262 144H263V143H262ZM9 145H11V144H9ZM15 145H16V142H15ZM17 145H18V144H17ZM21 145H22V144H21ZM38 145H39V144H38ZM53 145H54V144H53ZM61 145H62V144H61ZM61 145H60V146H61ZM67 145L70 146L69 143H67ZM115 145H116V144H115ZM134 145H135V144H134ZM140 145H141V144H140ZM204 145H205V144H203V146H204ZM210 145H211V144H210ZM29 146H30V145H29ZM39 146H40V145H39ZM42 146H43V145H42ZM69 146H66V147H69ZM73 146H74V145H73ZM75 146H76V145H75ZM111 146H112V145H111ZM113 146H114V144H113ZM132 146H133V145H132ZM143 146H144V145H143ZM146 146H147V145H146ZM155 146H156V144H155ZM207 146H208V145H207ZM207 146H206V147H207ZM251 146H252V145H251ZM261 146H263V145H261ZM8 147H9V146H8ZM8 147H7V148H8ZM15 147H16V146H15ZM58 147H59V146H58ZM63 147H65V146H63ZM115 147H117V146H115ZM115 147H113V149H114ZM119 147H120V144H119ZM144 147H145V146H144ZM217 147H218V144L216 145V148H217ZM219 147H220V146H219ZM219 147H218V148H219ZM249 147H250V146H249ZM258 147H260V146H258ZM263 147H264V146H263ZM263 147H262V148H263ZM3 148H4V147H3ZM11 148H12V147H11ZM21 148H23V147H21ZM21 148H20V149H21ZM24 148H25V147H24ZM24 148H23V149H24ZM28 148H29V147H28ZM61 148H62V147H61ZM74 148H75V147H74ZM131 148H132V147H131ZM134 148H135V147H134ZM147 148H149V147H147ZM200 148H202V145H201ZM203 148H204V147H203ZM212 148L214 149L215 146L212 147ZM251 148H252V147H251ZM253 148H254V146H253ZM253 148H252V149H253ZM262 148H261V149H262ZM0 149H1V148H0ZM8 149H10V148H8ZM15 149H16V148H15ZM66 149H67V148H66ZM111 149H112V148H111ZM121 149H122V148H121ZM137 149H138V147H137ZM149 149H150V148H149ZM152 149H153V145H152ZM209 149H210V148H209ZM213 149H211V150L214 151ZM229 149H230V147H229ZM229 149H227V150H229ZM231 149H232V148H231ZM252 149H251V150H252ZM255 149H256V147H255ZM3 150H4V149H3ZM3 150H2V151H3ZM16 150H19V149H16ZM63 150H64V149H63ZM104 150H105V152H106V148H104ZM108 150H110V149H108ZM108 150H107V151H108ZM114 150H115V149H114ZM129 150H130V149H129ZM129 150H128V151H129ZM131 150H132V149H131ZM150 150H151V149H150ZM201 150H202V149H201ZM204 150H205V149H204ZM219 150H220V148H219ZM253 150H254V149H253ZM256 150H257V149H256ZM0 151H1V150H0ZM2 151L0 152V154L2 153ZM20 151H21V150H20ZM66 151H67V150H66ZM69 151H70V150H69ZM116 151H117V150H116ZM138 151H139V150H138ZM202 151H203V150H202ZM209 151H210V150H209ZM212 151H211V152H212ZM230 151H231V150H230ZM257 151H258V150H257ZM259 151H260V150H259ZM261 151H262V150H261ZM4 152H5V151H4ZM64 152H65V151H64ZM120 152H121V151H120ZM132 152L135 153V151H133V150H132ZM205 152H206V151H205ZM205 152H204V153H205ZM207 152H208V151H207ZM217 152H218V149H217ZM217 152L214 151V153H217ZM232 152H234V148H233V151H232ZM251 152H252V151H251ZM254 152H255V151H254ZM263 152H264V151H263ZM9 153H12V152L10 151ZM15 153H16V151H15ZM18 153H19V152H18ZM22 153H23V152H22ZM25 153H26V152H25ZM62 153H63V151H62ZM62 153H61V154H62ZM69 153H70V152H68V155H69ZM124 153H125V152H124ZM124 153H123V156H124V155H128V154H126V153L124 154ZM127 153H128V152H127ZM134 153H132V154H134ZM136 153H137V152H136ZM181 153H182V152H181ZM199 153H200V152H199ZM204 153L202 152V154H204ZM218 153L220 154V152H218ZM252 153H253V152H252ZM2 154H3V153H2ZM104 154H105V153H104ZM182 154H183V153H182ZM211 154H213V152H212ZM219 154H218V155H219ZM232 154H233V153H232ZM259 154H260V153H259ZM6 155H8V154H6ZM13 155H14V153L12 154V156H13ZM17 155H19V154H17ZM17 155H16V156H17ZM65 155H66V154H65ZM65 155H64V156H65ZM102 155H103V154H102ZM129 155H130V153H129ZM151 155H152V154H151ZM159 155H161V154H159ZM200 155H201V153H200ZM200 155H199V156H200ZM216 155H217V154H216ZM216 155H215V156H216ZM221 155H222V154H221ZM221 155H220V157H221ZM3 156H4V154H3ZM8 156H9V155H8ZM8 156H7V157H8ZM14 156H15V155H14ZM14 156H13V157H14ZM60 156H61V155H60ZM132 156H133V155H132ZM203 156H205V155H203ZM207 156H208V155H207ZM215 156L213 155L214 158H215ZM4 157H5V156H4ZM9 157H10V156H9ZM20 157H21V156H20ZM23 157H24V156H23ZM61 157H62V156H61ZM66 157H67V156H66ZM128 157H129V156H128ZM155 157L159 158L158 155L155 156ZM183 157H185V156H183ZM183 157H182V158H183ZM201 157H202V156H201ZM205 157H206V156H205ZM217 157H218V156H217ZM258 157H259V156H258ZM0 158H1V157H0ZM15 158H16V157H15ZM25 158H26V157H25ZM35 158H37V157H35ZM35 158H34V159L31 158V160L34 162V164L37 163V162H39L40 164H42L41 161H38V159H35ZM58 158H59V157H58ZM63 158H64V157H63ZM70 158H71V157H70ZM123 158H124V157H123ZM130 158H131V159H135V158H132V157H130ZM130 158H129V162L131 161ZM157 158H156V161L158 160ZM221 158L224 159L225 157H221ZM221 158H220V159H221ZM252 158H253V157H252ZM255 158H257V157H255ZM259 158H260V157H259ZM259 158H257V159H259ZM262 158H263V157H262ZM10 159H11V158H10ZM64 159H65V158H64ZM72 159H73V158H72ZM72 159H71V160H72ZM185 159H186V158H185ZM240 159H241V158H240ZM0 160H1V159H0ZM7 160H8V159H7ZM45 160H46V159H45ZM67 160H70V159H66L65 161H67ZM183 160H184V159H183ZM233 160H234V159H233ZM250 160H251V158H250ZM255 160H256V159H255ZM259 160H260V159H259ZM263 160H264V159H263ZM1 161H2V160H1ZM4 161H5V162H3V161H2V162L7 164L9 160H8L7 162H6V160H4ZM47 161H48V160H47ZM61 161H63V160H61ZM134 161H137V160H134ZM134 161H133V163H134ZM181 161H182V160H181ZM231 161H232V160H231ZM231 161H230V162H231ZM247 161H248V160H247ZM13 162H14V160H13ZM44 162H45V161H44ZM69 162H70V161H69ZM69 162H68V163H69ZM129 162H128V164L132 163V162H130V163H129ZM137 162H138V161H137ZM139 162H140V161H139ZM151 162H152V161H151ZM160 162H161V161H160ZM160 162H159V163H160ZM179 162H180V161H179ZM224 162H225V161H224ZM226 162H228V160H226ZM249 162H252V161H249ZM254 162H255V161H253V163H254ZM256 162H257V161H256ZM256 162H255V164H256ZM259 162H260V161H259ZM0 163H1V162H0ZM9 163H10V162H9ZM31 163H32V162H31ZM46 163H47V162H46ZM135 163H136V162H135ZM140 163H141V162H140ZM152 163H153V162H152ZM154 163H156V162H154ZM219 163H220V162H219ZM231 163H232V162H231ZM260 163H261V162H260ZM11 164H12V161H11ZM65 164H66V162H65ZM65 164H64V165H65ZM70 164H71V162H70ZM70 164H69V165H70ZM126 164H127V163H126ZM136 164H138V163H136ZM136 164H133V165L135 166ZM157 164H158V163H157ZM217 164H218V163H217ZM224 164H225V163H224ZM226 164H227V163H226ZM226 164H225V166H223V167H226ZM228 164L230 165L229 162H228ZM1 165H2V164H1ZM7 165H8V166H7ZM7 165H6V167L9 168V164H7ZM48 165H49V164H48ZM64 165H63V166H64ZM69 165H68V166H69ZM130 165H131V164H130ZM130 165H129V166H130ZM141 165H142V164H141ZM152 165H153V164H152ZM154 165H155V164H154ZM164 165H165V164H164ZM179 165H180V164H179ZM218 165H220V164H218ZM231 165H232V164H231ZM251 165H252V164H251ZM260 165L262 166V164H260ZM3 166H4V165H3ZM61 166H62V165H61ZM66 166H67V164H66ZM126 166H127V165H126ZM126 166H125V167H126ZM129 166H128V168H129ZM155 166H156V165H155ZM159 166H160V165H159ZM159 166H158V167H159ZM245 166H246V165H245ZM252 166H254V165H252ZM10 167H11V166H10ZM69 167H70V166H69ZM125 167H124V168H125ZM136 167H137V165H136ZM138 167H140V166L138 165ZM153 167H154V166H153ZM177 167H178V164H177ZM180 167H181V166H180ZM205 167H206V166H205ZM218 167H219V166H218ZM218 167H217V168H218ZM238 167H239V166H238ZM248 167H251V166H248ZM256 167H257V166H256ZM258 167H259V166H258ZM3 168H5V166H4ZM65 168H66V167H64L63 169H65ZM67 168H68V167H67ZM67 168H66V169H67ZM90 168H91V167H90ZM92 168H93V166H92ZM124 168H123V169H124ZM130 168H131V167H130ZM134 168H135V167H134ZM160 168H162V167H160ZM201 168H202V166H201ZM208 168H209V167H208ZM217 168H216V169H217ZM221 168H222V165H221ZM231 168H232V166H231ZM231 168H230V170H232ZM251 168H252V167H251ZM6 169H7V168H6ZM6 169H4V174H5V172L7 171ZM66 169H65V170H66ZM69 169H71V168H69ZM96 169H97V167H96ZM125 169H127V168H125ZM125 169H124V170H125ZM138 169H141V168H138ZM157 169H158V168H157ZM157 169H155V170H157ZM181 169H182V168H181ZM202 169H203V168H202ZM206 169H207V168H206ZM206 169H205V170H206ZM209 169L211 170V168H209ZM218 169H219V168H218ZM218 169H217V170H218ZM223 169H224V168H223ZM228 169H229V168H228ZM233 169H234V167H233ZM254 169H255V168H254ZM261 169H262V167H261ZM263 169H264V165H263ZM0 170H1V169H0ZM98 170H99V169H98ZM110 170H111V169H110ZM132 170H133V169H132ZM132 170H131V171H132ZM136 170H137V168H136ZM225 170H226V169H225ZM250 170H251V171H250ZM250 170H248V173H249V171H250V172H252V174H253V173H254V170H253V171H252V169H250ZM61 171H62V170H61ZM68 171H69V170H67V173H68ZM93 171H94V170H93ZM122 171H123V170H122ZM129 171H130V170H129ZM139 171H140V170H139ZM141 171H142V170H141ZM193 171H195V169H194ZM197 171H198V168H197ZM201 171H202V170L200 169L199 172L201 173ZM212 171H213V170H212ZM214 171H215V170H214ZM218 171H219V170H218ZM218 171H217V172H218ZM221 171H222V170H221ZM234 171H235V170H234ZM258 171H260V170H258ZM2 172H3V171H2ZM63 172H64V171H63ZM72 172H74V171H72ZM100 172H101V170H100ZM110 172H111V171H110ZM133 172H135V171H132V173H133ZM136 172H137V171H136ZM136 172H135V173H136ZM207 172H208V171H207ZM209 172H210V171H209ZM215 172H216V171H215ZM217 172H216V173H217ZM219 172H220V171H219ZM223 172H224V171H223ZM223 172H222V173H223ZM225 172H227V171H225ZM231 172H232V171H231ZM231 172H230V173H231ZM236 172H239V170L236 171ZM241 172H242V171H241ZM95 173H96V171H95ZM103 173H104V172H103ZM108 173H109V171H108ZM126 173H127V172H126ZM128 173H129V172H128ZM128 173H127V174H128ZM132 173H131V174H132ZM135 173H134V174H135ZM140 173H141V172H140ZM195 173H196V172H195ZM202 173H203V171H202ZM204 173H205V172H204ZM204 173H203V174H204ZM216 173H215V175H216ZM4 174H3V176L5 177ZM6 174H7V173H6ZM38 174H39V173H38ZM58 174H59V173H58ZM58 174H57V175H58ZM64 174H65V173H64ZM64 174H63V175H64ZM68 174L71 175V173H68ZM72 174H73V173H72ZM93 174H94V173H93ZM97 174H98V171H97ZM110 174H111V173H109L108 175H110ZM134 174L132 175V178H131V179H133ZM176 174H178V173H176ZM192 174H193V172H192ZM236 174H237V173H236ZM40 175H41V174H40ZM49 175H50V174H49ZM59 175H60V174H59ZM90 175H91V173H90ZM124 175H125V177L128 176V175L125 174V171H124ZM138 175H141V177H140L141 179L143 178V177H142V174H138ZM173 175H174V174H173ZM198 175H199V173H198ZM210 175H211V174H210ZM215 175H214V177H215ZM219 175H220V174H219ZM224 175H225V174H224ZM224 175H223V176H224ZM228 175H229V173H228ZM1 176H2V173H1ZM41 176H42V175H41ZM45 176H47V175H45ZM45 176H42V177H45ZM54 176H55V175H54ZM54 176H53V178L55 179ZM61 176H62V175H61ZM61 176H59V177H61ZM65 176H66V175H65ZM67 176H68V175H67ZM71 176H72V175H71ZM79 176H81V175H79ZM88 176H89V175H88ZM98 176H99V175H98ZM102 176H103V174H102ZM135 176H137V174H136ZM145 176H146V180H147V179H148V178H147V175H145ZM145 176H144V177H145ZM192 176H193V175H192ZM199 176H200V175H199ZM206 176H207V175H206ZM208 176H209V174H208ZM216 176H217V175H216ZM221 176H222V174H221ZM221 176H220V177H221ZM230 176H231V175H230ZM30 177H31V176H30ZM51 177H52V176H51ZM84 177H85V176H84ZM96 177H97V176H96ZM103 177H106V178H107V176H103ZM112 177H113V173H112ZM112 177H109V179H108L109 182H110V180H111L110 178H112ZM114 177H115V176H114ZM130 177H131V176H130ZM130 177H129V179H130ZM201 177H202V176H201ZM204 177H205V176H204ZM210 177H211V176H210ZM214 177H213V178H214ZM224 177H227V176L225 175ZM232 177H235V175L232 176ZM237 177H238V176H237ZM23 178H24V177H23ZM38 178H40V177H37V179H38ZM46 178H47V177H46ZM49 178H50V176H49ZM56 178H58V177L56 176ZM66 178H67V177H65V179H66ZM72 178H73V177H72ZM77 178H78V177H77V174H76V178H75V180H76ZM79 178H81V179H79V181L82 180V179H85V178H83V176H81V177H79ZM94 178H95V177H94ZM98 178L100 179V177H98ZM106 178H105V181H106ZM137 178L140 179L139 177H137ZM222 178H223V177H222ZM228 178H229V177H228ZM0 179H1V177H0ZM28 179H29V178H28ZM65 179H64V180H65ZM68 179H69V178H68ZM99 179H98L97 182L94 180L93 183H94V182H96L95 184L100 183ZM101 179H102V178H101ZM103 179H104V178H103ZM117 179H118V178H117ZM201 179H202V178H201ZM203 179H204V178H203ZM205 179H209V177H207V178L205 177ZM210 179H211V178H210ZM223 179H225V178H223ZM241 179H242V177H241ZM31 180H32V179H31ZM42 180H43V179H42ZM45 180H46V179H45ZM52 180H53V179H52ZM52 180H50V181L54 183V180H53V181H52ZM56 180H57V179H56ZM56 180H55V181H56ZM59 180H60V179H59ZM69 180H71V179H69ZM69 180H66V181H69ZM72 180H74V179H72ZM72 180L70 181V183L72 182ZM89 180H90V179H89ZM115 180H116V179H115ZM199 180H200V179H199ZM199 180H198V181H199ZM220 180H221V178H220ZM226 180H228V179H225V181H226ZM24 181H25V179H24ZM29 181H30V180H29ZM33 181H34V180H33ZM57 181H58V180H57ZM57 181H56V182H57ZM62 181H63V179H62ZM62 181H61V182H62ZM66 181H64V182H66ZM82 181H83V180H82ZM85 181H86V180H85ZM117 181H118V183H120V185L123 184L122 182H119V180H116V182H117ZM121 181H122V180H121ZM130 181H131V180H130ZM134 181H135V180H134ZM134 181H132V182H134ZM138 181H139V180H137V181H135V182H138ZM201 181H202V180H201ZM203 181H204V180H203ZM206 181H207V180H205L204 182H206ZM210 181H211V180H210ZM210 181H209V182H210ZM212 181H214V180H212ZM215 181H216V180H215ZM215 181H214V182H215ZM218 181H219V180H218ZM230 181H231V180H230ZM239 181H240V180H239ZM239 181H238V182H239ZM25 182H26V181H25ZM39 182H40V180H39ZM42 182H43V181H42ZM46 182L48 183L47 185H49V182H48V181H46ZM59 182H60V181H59ZM59 182H58V183H59ZM64 182H63V183H64ZM76 182H77V181H76ZM76 182H75V183H76ZM112 182H113V180H112ZM135 182H134V183H135ZM140 182H141V180H140ZM144 182H145V181H144ZM207 182H208V181H207ZM209 182H208V183H209ZM232 182H233V180H232ZM234 182H235V181H234ZM234 182H233V183H234ZM21 183H22V182H21ZM40 183H41V182H40ZM53 183H52V184H53ZM58 183H57V184H58ZM66 183H69V182H66ZM66 183H64V184L67 185ZM75 183H74V181H73V185H75ZM101 183H102V182H101ZM105 183H106V182H105ZM113 183H115V182H113ZM124 183H125V182H124ZM141 183H143V182H141ZM195 183H196V182H195ZM199 183H200V182H199ZM201 183H202V182H201ZM208 183H207V184H208ZM3 184H4V182H3ZM26 184H27V183H26ZM52 184H51V186H52ZM77 184H78V183H77ZM81 184H82V182H81ZM81 184H80V182H79V187H80ZM137 184H138V183H137ZM207 184H206V185H207ZM220 184H221V183H220ZM236 184H238V183L236 182ZM239 184H241V183H239ZM1 185H2V184H1ZM41 185H42V184H41ZM43 185H44V184H43ZM45 185H46V184H45ZM59 185H60V186H59V191H61V193H63V192H62V189H60V187H62L63 184H62V185L59 184ZM65 185H64L63 187H65ZM70 185H72V184H70ZM70 185H69V186H70ZM98 185H99V184H98ZM107 185H109V183H108ZM110 185H111V184H110ZM114 185H116V184H114ZM128 185H129V180H128ZM139 185H140V184H139ZM141 185H142V184H141ZM141 185H140V186H141ZM199 185H200V184H199ZM201 185H202V184H201ZM203 185H204V184H203ZM208 185H210V184H208ZM208 185H207V186H208ZM214 185H215V184H214ZM216 185H217V184H216ZM222 185H223V184H222ZM231 185H232V183H231ZM3 186H4V185H3ZM27 186H28V185H27ZM69 186H66V187H68V189H70ZM83 186H84V184L82 185V187H83ZM87 186H88V185H86V187H87ZM94 186H95V185H94ZM94 186H93V188H94ZM105 186H106V185H105ZM122 186H123V185H122ZM125 186H126V183H125ZM140 186H139V189L142 190L143 188H140ZM156 186H157V185H156ZM156 186H155V187H156ZM197 186H198V184H197ZM204 186H205V185H204ZM211 186H212V185H211ZM211 186H209V187L211 188ZM228 186H229V185H228ZM8 187H9V186H8ZM28 187H29V186H28ZM48 187H49V186H48ZM57 187H58V186H57ZM91 187H92V186H91ZM108 187H109V186H108ZM110 187H111V188H114V186H110ZM128 187H129V186H128ZM128 187H126V189H128ZM130 187H131V186H130ZM144 187H146V186H144ZM157 187H158V186H157ZM157 187H156V188H157ZM173 187H174V186H173ZM175 187H176V186H175ZM181 187H182V186H181ZM198 187H199V186H198ZM200 187L202 188L203 186H200ZM209 187H208V188H209ZM222 187H223V186H222ZM232 187H233V186H232ZM5 188H6V187H5ZM13 188H14V186H13ZM39 188L41 189L42 186H41V187L39 186ZM54 188H55V186H54ZM72 188H73V186H72ZM72 188H71V190H73ZM83 188H84V187H83ZM93 188H92V189H93ZM116 188H118L117 185H116ZM116 188H115V189H116ZM119 188H120V187H119ZM119 188H118V189H119ZM121 188H122V187H121ZM121 188L119 189V191L121 190ZM184 188H185V187H184ZM184 188H183V189H184ZM191 188H192V187H191ZM213 188H214V186H213ZM213 188H212V192L215 190V189L213 190ZM224 188H225V187H224ZM15 189H16V188H15ZM45 189H46V188H45ZM68 189H67V190H68ZM78 189H79V188H76V190H73L72 192H71L70 190H69V191H70L72 194H74V192L77 193ZM80 189H81V187H80ZM80 189H79V190H80ZM105 189H106V188H105ZM122 189H125V188H122ZM126 189H125V190H126ZM131 189H132V188H131ZM189 189H190V188H189ZM204 189H205V188H204ZM204 189L202 188L203 192H205ZM220 189H221V188H220ZM227 189H228V188H227ZM227 189H226V190H227ZM230 189H231V186H230ZM235 189H236V188H235ZM243 189H244V188H243ZM243 189H242V190H243ZM11 190H12V187H11ZM11 190H10V191H11ZM38 190H39V189H38ZM42 190H43V189H42ZM49 190H50V189H48V193L50 192L49 194H51V191L53 190V187H52V190H51V191H49ZM54 190H55V189H54ZM87 190H88V189H87ZM95 190H96V189H95ZM95 190L93 189V190H90V191H93L94 195H95V194L97 195V193L95 192ZM107 190L109 191V190H111V189H107ZM129 190H130V189H129ZM129 190H128V191H129ZM133 190H134V188H133ZM146 190H147V189H146ZM153 190H155V189H153ZM161 190H163V189H161ZM178 190H179V189H178ZM222 190H223V189H222ZM226 190H225V191H226ZM237 190H238V189H237ZM242 190H241V192H242ZM1 191H2V190H1ZM4 191H5V190H4ZM13 191H14V190H13ZM36 191H37V190H36ZM45 191H47V190H45ZM55 191H56V190H55ZM63 191H64V190H63ZM80 191H81V190H80ZM82 191L84 192V190H82ZM99 191H100V189H99ZM116 191H117V190H116ZM122 191H124V190H122ZM122 191H121V192H122ZM143 191H144V193H145V190H143ZM163 191H164V190H163ZM181 191H182V190L180 189V191H178V192L180 193ZM185 191H186V190H185ZM187 191H188V190H187ZM191 191H192V192H191ZM191 191H189V194H190V192H191V193H192V196H193V188H192ZM196 191H197V190H196ZM196 191H195V192H196ZM198 191H201V190L199 189ZM206 191H207V190H206ZM208 191H209V190H208ZM208 191H207V192H208ZM218 191H219V190H218ZM230 191H231V190H230ZM230 191L227 190V192H230ZM5 192H6V191H5ZM5 192H4V193H5ZM8 192H9V189H8ZM8 192H7V193H8ZM28 192H29V191H28ZM40 192H42V191H40ZM53 192H54V191H53ZM56 192H57V191H56ZM56 192H55V193H56ZM65 192L67 193L66 189H65ZM70 192H69V194H70ZM85 192H86V191H85ZM88 192H89V191H88ZM105 192H106V191H105ZM105 192H104V193H105ZM113 192H114V190H113ZM126 192H127V190H126ZM129 192L131 193V191H129ZM132 192H133V191H132ZM148 192H149V191H148ZM148 192H147V193H148ZM167 192H168V191H167ZM167 192H164V193L166 194ZM214 192H215V191H214ZM219 192H220V191H219ZM219 192H218V193H219ZM0 193H1V192H0ZM44 193H45V192H44ZM44 193H43V194H44ZM48 193H47V194H48ZM58 193H59V192H58ZM90 193H91V192H90ZM114 193H116V192H114ZM114 193H113V194H114ZM119 193H120V192H119ZM127 193H128V192H127ZM127 193H126V194H127ZM130 193H129V196H131ZM162 193H163V192H162ZM182 193H183V191H182L180 194L182 195ZM185 193H186V192H185ZM185 193H184V195H186ZM187 193H188V192H187ZM218 193H217V194H218ZM222 193H223V191H222ZM31 194H32V193H31ZM31 194H30V196H31ZM33 194H34V193H33ZM47 194H46V196H49V195H47ZM52 194H53V193H52ZM56 194H57V193H56ZM56 194H54V195L57 196L58 194H57V195H56ZM63 194H64V193H63ZM88 194H89V193H88ZM91 194H92V193H91ZM108 194L111 195V193H108ZM113 194H112V195H113ZM126 194H125V195H126ZM151 194H152V193H151ZM189 194H188V195H189ZM199 194L201 195L200 192H199ZM203 194H205V193H203ZM206 194H207V193H206ZM208 194H209V193H208ZM208 194H207V195H208ZM211 194H213V193H210V195H211ZM224 194H225V193H224ZM226 194H227V193H226ZM230 194H231V192L228 193V195H230ZM8 195L10 196V194H8ZM27 195H28V194H27ZM36 195H38V194H36ZM39 195H40V194H39ZM66 195H67V194H66ZM78 195H79V194H78ZM92 195H93V194H92ZM92 195H91V196H92ZM103 195L105 196V194H103V193L101 192V196H103ZM114 195H115V194H114ZM114 195H113V196H114ZM122 195H123V194H122ZM127 195H128V194H127ZM132 195H133V194H132ZM147 195H149V194H147ZM152 195H153V194H152ZM152 195H151V196H152ZM158 195H160L159 192H158ZM171 195H172V194H171ZM171 195L169 194V196H171ZM181 195L178 194V196H180V197L184 196V195H182V196H181ZM194 195H195V198L197 199V197H198V196H197L198 193L196 192V194H194ZM210 195H209V196H210ZM237 195H238V194H237ZM5 196H6V195H5ZM52 196H53V195H52ZM52 196H51V197H52ZM61 196H62V195H61ZM63 196H64V195H63ZM72 196H73V195H72ZM72 196H71V194H70V197H72ZM82 196H83V194L81 195V197H82ZM85 196H88V195L86 194V195H84V197H85ZM118 196H120V195H118ZM145 196H146V194H143V196H142L143 199H146V198H147V197L145 198ZM149 196H150V195H149ZM155 196H156V195H155ZM166 196H167V195H166ZM166 196H164V197H166ZM169 196H167V197L169 198V200H170V202H171L172 200H171V197H169ZM172 196H173V195H172ZM186 196H187V195H186ZM190 196H191V195H190ZM201 196H202V195H201ZM205 196H206V195H205ZM214 196H215V194H214ZM221 196H223V195H221ZM40 197H41V196H40ZM53 197H54V196H53ZM57 197H58V196H57ZM57 197H55V200H56ZM74 197H75V198H78L79 196H78V197H77V196H74ZM109 197H110V196H109ZM135 197H136V196H135ZM164 197H163V198H164ZM175 197H176V196H174V198H175ZM203 197H204V196H203ZM203 197H201V198H203ZM216 197H217V195H216ZM234 197H235V196H234ZM2 198H3V196H2ZM10 198H11V197H10ZM46 198H47V197H46ZM59 198H60V196H59ZM63 198H64V197H63ZM63 198H62V199H63ZM79 198H80V197H79ZM89 198H90V197H89ZM91 198H92V197H91ZM93 198H94V197H93ZM96 198H97V197H96ZM96 198H95V200H97ZM103 198H104V197H103ZM115 198H116V196H115ZM122 198H123V197H122ZM124 198H128V196H127V197H124ZM150 198H151V197H150ZM155 198H156V197H155ZM178 198H179V197H178ZM183 198H186V197H183ZM188 198H189V196H188ZM208 198H209V197H208ZM217 198H218V197H217ZM231 198H232V197H231ZM3 199H4V198H3ZM3 199H1V200H3ZM6 199H7V198H6ZM28 199H29V198H28ZM35 199L38 200V198H35ZM52 199H53V198H52ZM57 199H58V198H57ZM67 199H68V197H67ZM67 199H66V201H67ZM72 199H73V197H72ZM85 199H86V198H85ZM108 199H111V198H108ZM112 199H113V197H112ZM119 199H120V198H119ZM136 199H137V198H136ZM159 199L162 200V198H159ZM164 199H165V198H164ZM189 199H191V198H189ZM213 199H214V198H213ZM213 199H211V201H212ZM215 199H216V198H215ZM20 200H22V199H20ZM42 200H43V199H42ZM58 200H59V199H58ZM58 200H57L56 202L60 203V201H58ZM60 200H61V199H60ZM74 200H75V199H74ZM74 200H72V201H74ZM76 200H77V199H76ZM80 200H81V199H80ZM80 200H79V202H80ZM87 200H88V202H89V199H87ZM87 200H85V201H87ZM92 200L94 201V199H92ZM104 200H105V199H104ZM106 200H107V199H106ZM106 200H105V204L107 203ZM120 200H121V199H120ZM122 200H123V199H122ZM156 200H157V198H156ZM169 200H168V201H169ZM177 200H180V198H179V199H176V201H175V200H174V201L177 202ZM197 200H198V199H197ZM204 200H205V199H204ZM235 200H236V199H234V201H235ZM9 201H10V200H9ZM24 201H27V200H24ZM34 201H35V200H34ZM64 201H65V200H64ZM66 201H65V202H66ZM77 201H78V200H77ZM82 201H84V200H82ZM113 201H115V200H113ZM113 201H112V202H113ZM137 201H138V200H137ZM141 201H144V200H142V198H141ZM168 201H167V202H168ZM181 201H182V200H181ZM198 201H199V200H198ZM216 201H217V200H216ZM216 201H215V203H216ZM238 201H239V200H238ZM3 202H4V200H3ZM22 202H23V200H22ZM39 202H40V201H39ZM46 202H47V201H46ZM50 202H51V200H50ZM62 202H63V200H62ZM70 202H71V201H70ZM97 202H98V201H97ZM115 202H116V201H115ZM118 202H120V201H118ZM122 202H123V201H122ZM129 202H130V201H129ZM160 202H161V201H160ZM165 202H166V201H165ZM172 202H173V201H172ZM175 202H174V203H175ZM182 202H183V201H182ZM202 202H203V200H202ZM260 202H261V201H260ZM262 202H263V201H262ZM23 203H25V202H23ZM26 203L28 204L29 202H26ZM26 203H25V204H26ZM63 203H64V202H63ZM68 203H69V202H68ZM74 203H75V202H74ZM77 203H78V202H77ZM85 203H86V202H85ZM125 203H126V201H125ZM174 203H173V204H174ZM188 203H189V202H188ZM203 203H204V202H203ZM208 203L210 204V200H209ZM208 203H207V204H208ZM215 203H214V205H216ZM223 203L225 204V202H223ZM223 203H222V204H223ZM230 203H231V205H232V202H230ZM238 203L240 204V201H239ZM238 203H237V204H238ZM255 203H256V202H255ZM263 203H264V202H263ZM6 204H7V203H6ZM10 204H11V203H10ZM25 204H24V205H25ZM31 204H33V203H31ZM31 204H30V205H31ZM35 204H36V203H35ZM40 204H41V203H40ZM45 204H46V203H45ZM61 204H62V203H60V204H58V205L61 206ZM75 204H76V203H75ZM82 204L84 205V202H83ZM87 204H88V203H87ZM89 204H90V203H89ZM89 204H88V205H89ZM92 204H93V202H92ZM95 204H96V203H95ZM107 204H109V203H107ZM107 204H106V205H107ZM118 204H119V203H118ZM186 204H187V203H186ZM196 204H198V202H196ZM196 204H194V205H196ZM217 204H218V202H217ZM219 204H221V203H219ZM224 204H223V207H225ZM233 204H234V202H233ZM239 204H238V205H239ZM242 204H243V203H242ZM242 204H241V205H242ZM1 205H2V204H1ZM21 205H22V204H21ZM24 205H23V207H25ZM71 205H74V204L71 203ZM85 205H86V204H85ZM88 205H87V206H88ZM111 205H112V204H111ZM113 205H114V204H113ZM113 205H112V206H113ZM120 205H122V203H121ZM123 205H124V204H123ZM123 205H122V206H123ZM151 205H152V204H151ZM157 205H158V204H157ZM162 205H163V204H160V206H162ZM177 205H178V204H177ZM179 205H181V204H179ZM183 205H185V204H182V206H183ZM187 205H188V204H187ZM189 205H191V204H189ZM200 205H201V204H200ZM203 205H204V204H202V206H203ZM212 205H213V204H212ZM227 205H228V204H227ZM238 205H236V207H238ZM254 205H255V204H254ZM256 205H257V204H256ZM258 205H259V204H258ZM27 206H28V205H27ZM32 206H35V205H32ZM50 206H51V205H50ZM50 206H47V209H48V207H50ZM56 206H57V204H56ZM87 206H86V207H87ZM95 206H96V205H95ZM98 206H99V205H98ZM100 206H101V205H100ZM112 206H111V207H112ZM114 206H115V205H114ZM117 206H118V205H117ZM148 206H149V205H148ZM160 206H159V207H160ZM166 206H167V208H168V204H167ZM166 206H165V207H166ZM169 206H172V205H170V203H169ZM192 206H193V205H192ZM198 206H199V205H198ZM198 206H197V207H198ZM206 206H207V205H206ZM262 206H263V205H262ZM8 207H9V206H8ZM11 207H12V206H11ZM37 207H38V206H37ZM40 207H41V206H40ZM40 207H39V208H40ZM43 207H46V205L43 206ZM51 207H52V206H51ZM51 207H50V209H51ZM68 207H69V206H68ZM81 207H82V206H81ZM81 207H78V209H79V210H82V209H80ZM86 207H84V208H86ZM96 207H97V206H96ZM103 207H105V206H103ZM163 207H164V206H163ZM172 207H173V206H172ZM174 207H175V205H174ZM178 207H179V206H178ZM186 207H187V206H186ZM186 207H185V208H186ZM209 207H210V205H209ZM212 207H213V206H211V208H212ZM218 207H219V206H217V208H218ZM223 207H222V208H223ZM228 207H229V206H228ZM230 207H231V206H230ZM232 207H233V206H232ZM247 207H248V205H247ZM247 207H246L247 210L252 208V206H251V208H247ZM253 207H254V206H253ZM255 207H256V206H255ZM257 207H260V206H257ZM1 208H2V207H1ZM4 208H6V207H4ZM55 208H56V207H55ZM57 208H58V207H57ZM57 208H56V209H57ZM97 208H98V207H97ZM97 208H96V209H97ZM113 208H114V207H113ZM113 208H112V209H113ZM120 208H121V207H120ZM147 208H148V207H147ZM149 208H150V206H149ZM149 208H148V209H149ZM152 208H153V207H152ZM170 208H171V207H170ZM185 208H184V209H185ZM188 208H189V207H188ZM188 208H187V209H188ZM190 208L193 210L194 207H190ZM211 208H210V210H211ZM215 208H216V207H215ZM217 208H216V209L213 208V209H214V212H215V210H217V213H218V212L220 213V211L223 210V209L219 210L220 208H218V209H217ZM244 208H245V207H244ZM6 209H7V208H6ZM25 209L28 210L27 208H25ZM25 209H24V210H25ZM32 209H33V208H32ZM36 209H37V208H36ZM50 209H48V210H50ZM76 209H77V208H76ZM76 209H74V210H76ZM91 209H92V211H93V208H91ZM100 209H102V207H100ZM100 209H99V210H100ZM106 209H107V208H106ZM109 209H111V208H110V205H109ZM122 209H123V208H121V210H122ZM144 209H145V208H144ZM159 209H160V208H159ZM173 209H174V208H173ZM177 209H179V208H177ZM198 209H199V207L196 208V209H194V210H196L197 213H198ZM200 209H201L200 211H202L203 207L201 208V206H200ZM236 209H237V208H236ZM239 209H240V208H239ZM253 209H254V208H253ZM260 209H261V208H260ZM0 210H1V209H0ZM3 210H4V209H3ZM30 210H31V209H30ZM33 210H34V209H33ZM48 210H47V211H48ZM52 210H54V209H52ZM74 210L72 209V211H74ZM130 210H131V209H130ZM142 210H143V209H142ZM145 210H146V209H145ZM149 210H150V209H149ZM149 210H147V211H149ZM153 210H154V209H153ZM166 210H167V209H166ZM170 210H172V209H170ZM206 210L209 211L208 209H206ZM218 210H219V211H218ZM224 210H225V209H224ZM227 210H228V209H227ZM227 210H226V211H227ZM229 210H230V208H229ZM241 210H242V209H241ZM251 210H252V209H251ZM251 210H249V212H251ZM258 210H259V209H258ZM262 210H263V209H262ZM5 211H6V210H5ZM31 211H32V210H31ZM34 211H35V210H34ZM39 211H42V208H41V210L39 209ZM39 211H38V212H39ZM45 211H46V210L43 209V212H44V213H42V215L45 214ZM72 211H71V212H72ZM82 211H83V210H82ZM90 211H91V210H90ZM92 211H91V212H92ZM94 211H96V210L94 209ZM101 211L104 212L105 210H100V212H101ZM111 211H112V210H110V214L113 213V212H111ZM116 211H117V210H116ZM119 211H120V210H119ZM150 211H151V210H150ZM154 211H155V213H157L156 210H154ZM159 211H160V210H159ZM167 211H168V210H167ZM175 211H176V209H174V212H175ZM177 211H178V210H177ZM177 211H176V212H177ZM183 211H184V210H182V212H183ZM231 211H232V210H231ZM238 211H239V213L241 212L240 210H238ZM244 211H245V209H244ZM254 211L256 212V208L254 209ZM260 211H261V210H260ZM260 211H259V212H260ZM6 212H9V211H6ZM24 212H25V211H23V213H24ZM27 212H28V211H27ZM51 212H53V211H51ZM62 212H63V211H62ZM68 212H69V211H68ZM77 212H78V211L76 210V213H77ZM106 212H107V211H106ZM161 212H163V210H162ZM171 212H172V211H171ZM174 212H173L172 214H174ZM193 212H194V211H193ZM222 212H223V211H222ZM224 212H225V211H224ZM227 212L229 213V211H227ZM227 212H225V213L227 214ZM245 212H246V211H245ZM245 212H244V213H245ZM263 212H264V211H263ZM0 213H1V211H0ZM2 213L5 214V212H2ZM57 213H58V212H57ZM59 213H60V212H59ZM66 213H67V212H66ZM66 213L64 212V214H66ZM73 213H74V212H73ZM73 213H72V215H73ZM96 213H99L98 210H97ZM117 213H118V212H117ZM125 213H127V210H126ZM128 213H129V212H128ZM142 213H143V212H142ZM164 213H166V211H165ZM178 213H179V211H178ZM178 213L176 214V217L178 216V218H179ZM189 213H190V212H189ZM202 213H203V212H202ZM204 213H205V212H204ZM209 213H210V211H209ZM219 213H218V214H219ZM225 213H224V214H225ZM237 213H238V212H237ZM237 213H236V214H237ZM239 213H238V214H239ZM241 213H242V212H241ZM244 213H243V215H244ZM256 213H257V212H256ZM4 214H3V215H4ZM35 214H36V213H35ZM67 214H68V213H67ZM69 214H70V216H71V213H69ZM79 214H80V213H79ZM89 214H91V213H89ZM103 214H104V213H103ZM108 214H109V212H108ZM144 214H145V212H144ZM144 214L141 215V216H144ZM159 214H160V213H159ZM191 214H194V213H191ZM221 214H222V213H220V215H221ZM226 214H225V215H226ZM238 214H237V215H238ZM247 214H249V213H246V215H247ZM261 214H262V212H261ZM1 215H2V214H1ZM3 215H2V216H3ZM24 215H25V214H24ZM29 215H30V214H29ZM31 215H34V214H31ZM57 215H58V217H59V214H57ZM87 215H88V214H87ZM91 215L93 216V214H91ZM104 215H105V214H104ZM106 215H107V214H106ZM115 215H116V214H115ZM117 215H118V214H117ZM123 215H124V214H123ZM125 215H126V214H125ZM129 215H130V214H129ZM166 215H169V212H167ZM166 215H164L163 218L167 217ZM183 215H184V214H183ZM194 215H195V214H194ZM196 215H197V214H196ZM196 215H195V216H196ZM206 215H207V218H208V217H209L208 214H206ZM211 215H212V214H211ZM213 215H214V214H213ZM222 215H223V214H222ZM230 215H232V214H230ZM241 215H242V214H240L239 217H240ZM243 215H242V216H243ZM246 215H244V216H246ZM257 215H258V214H257ZM262 215H263V214H262ZM262 215H260V216H262ZM4 216H5V215H4ZM34 216H35V215H34ZM37 216H38V217L40 216L39 213H38ZM50 216H51V215H50ZM79 216H80V215H78V217H79ZM81 216H82V215H81ZM95 216H97V215H95ZM95 216H93L92 219H93ZM101 216H102V214L100 215V218H101ZM160 216H161V215H160ZM187 216H188V215H187ZM191 216H192V215H191ZM191 216H189L188 218H190ZM198 216H199V215H198ZM226 216H227V215H226ZM244 216H243V217H244ZM247 216H248V215H247ZM247 216H246L245 218H247ZM253 216H255V213L252 215V217H253ZM7 217H8V215H7ZM26 217L28 218L29 216L26 215L25 218H26ZM35 217H36V216H35ZM40 217H41V216H40ZM44 217H46V215H44ZM68 217H69V215H68ZM73 217H74V216H73ZM73 217H72V218H73ZM75 217L78 218L77 215H76ZM87 217H88V216H87ZM89 217H91V216H89ZM97 217H98V216H97ZM105 217H106V216H105ZM108 217H109V224H110V221L112 222L114 219L111 220V216H107L106 218L108 219ZM116 217H117V216H116ZM204 217H206L205 214H204ZM215 217H217V216H215ZM219 217H220V216H219ZM219 217H218V220H219ZM224 217H225V216H224ZM227 217H228V216H227ZM227 217H226V218H227ZM257 217H258V216H256L255 218H257ZM2 218H3V217H2ZM31 218H32V217H31ZM31 218H30V219H31ZM42 218H43V217H42ZM52 218H54L53 215H52ZM66 218H67V217H66ZM72 218H69V219H72ZM76 218H75V219H76ZM98 218H99V217H98ZM114 218H115V217H114ZM119 218H120V217H119ZM126 218H128V217H126ZM167 218H168V217H167ZM170 218H172V217H170ZM182 218H184V217H182ZM195 218H196V217H194V220H195ZM197 218H198V217H197ZM199 218H201V217H199ZM212 218H214V217H212ZM220 218H221V217H220ZM228 218H229V217H228ZM231 218H232V216H231ZM236 218H238V217H236V215H235V219H236ZM249 218H250V217H249ZM258 218H259V217H258ZM258 218H257V219H258ZM4 219H5V217H4ZM4 219H3V221H4ZM21 219H22V218H21ZM23 219H24V218H23ZM23 219H22V220H23ZM32 219H33V221H34V218H32ZM35 219H36V218H35ZM43 219H44V218H43ZM45 219H46V218H45ZM48 219H49V218H48ZM50 219H51V218H50ZM50 219H49V220H50ZM63 219H64V218H63ZM92 219H91V220H92ZM103 219H105V218H103ZM107 219H106V220H107ZM117 219H118V218H117ZM121 219H122V218H121ZM123 219H124V216H123ZM129 219L132 220V218H130V216H129ZM161 219H162V216H161ZM165 219H166V218H165ZM165 219H164V221H165ZM176 219H177V218H176ZM176 219L174 218L175 221H176ZM192 219H193V218H191V220H192ZM253 219H254V218H253ZM253 219H252V220H253ZM259 219H261V217H260ZM259 219H258V220H259ZM9 220H10V219H9ZM11 220H14V219H11ZM16 220H17V219H16ZM16 220H15V221H16ZM36 220H37V219H36ZM46 220H47V219H46ZM60 220H61V219H60ZM64 220H65V219H64ZM67 220H68V219H67ZM72 220H73V219H72ZM89 220H90V219H89ZM94 220H95V219H94ZM99 220H100V219H98V222H100ZM115 220H116V219H115ZM169 220H170V219H169ZM178 220H179V219H178ZM183 220H184V219H183ZM185 220H186V219H185ZM196 220H197V219H196ZM196 220H195V221H196ZM204 220H205V219H204ZM209 220H210V219H209ZM221 220H224V221H225V219H221ZM243 220H245V219H243ZM3 221H2V222H3ZM18 221H20V220H18ZM24 221H25V220H24ZM30 221H32V220H30ZM30 221H29V222H30ZM37 221H38V220H37ZM37 221H36V222H37ZM39 221H40V220H39ZM47 221H48V220H47ZM52 221H53V220H52ZM52 221H50V222H52ZM70 221H71V220H70ZM92 221H93V220H92ZM117 221H118V220H117ZM126 221L129 222L128 220H126ZM132 221H133V220H132ZM162 221H163V220H162ZM186 221H187V220H186ZM186 221H184V222H185L184 224H186ZM188 221H189V220H188ZM205 221H206V220H205ZM211 221H213V220H211ZM231 221L233 222L232 219H231ZM263 221H264V220H263ZM2 222H1V223H2ZM7 222H10V221H7ZM27 222H28V220H27ZM42 222H43V221L41 220V223H42ZM58 222H60V221H58ZM58 222H57V223H58ZM65 222H66V221H65ZM67 222H68V221H67ZM93 222L95 223L96 220L93 221ZM93 222H92V223H93ZM98 222H97V223H98ZM104 222H106V221H104ZM119 222L122 223L121 220H120ZM124 222H125V221H124ZM134 222H135V221H134ZM166 222H167V221H165V222H163V223L166 224ZM170 222H171V220H170ZM172 222H173V220H172ZM172 222H171L170 224H172ZM178 222H179V221H178ZM193 222H194V221H193ZM198 222H199V221H196L195 223L197 224ZM201 222H202V219H201ZM203 222H204V221H203ZM207 222H208V221H207ZM216 222H218V221H216ZM219 222H220V221H219ZM234 222H235V221H234ZM238 222H239V220H238ZM240 222H241V221H240ZM4 223H5V221H4ZM11 223H12V222H11ZM20 223H22V222L20 221ZM25 223H26V222H25ZM31 223H33V222H31ZM48 223H49V222H48ZM69 223H70V222H69ZM72 223L74 224V222H72ZM75 223H76V222H75ZM78 223H80V222H78ZM88 223H89V222H88ZM97 223H96V224H97ZM101 223H102V221H101ZM107 223H108V221H107ZM130 223H131V222H130ZM160 223H162V222H160ZM167 223H168V222H167ZM189 223H191V221H190ZM209 223L212 224V222H209ZM213 223H214V222H213ZM228 223H229V222H228ZM235 223H237V222H235ZM235 223H234V224H235ZM248 223H249V222H248ZM254 223H255V222H254ZM12 224H16V223H12ZM18 224H19V223H18ZM22 224H23V223H22ZM22 224H21V225H22ZM39 224H40V223H39ZM42 224H43V223H42ZM61 224H62V223H61ZM102 224H103V223H102ZM104 224H105V223H104ZM104 224H103V228H104ZM109 224H108V226H109ZM111 224H112V223H111ZM114 224H115V223H114ZM114 224H112V225H114ZM122 224H123V223H122ZM127 224H128V223H127ZM127 224H126V226H127ZM180 224H181V223H180ZM187 224H188V223H187ZM187 224H186V226H187ZM198 224H199V223H198ZM198 224H197V226H199ZM200 224H201V223H200ZM202 224H203V223H202ZM215 224L217 225L218 223H215ZM234 224H233V225H234ZM259 224H260V223H259ZM7 225H8V224H7ZM9 225H10V224H9ZM23 225H24V224H23ZM28 225H29V224H28ZM30 225H31V224H30ZM32 225H33V224H32ZM32 225H31V228H32ZM35 225H36V224H35ZM37 225H38V223H37ZM40 225H41V224H40ZM49 225H50V224H49ZM58 225H60V224H58ZM58 225L56 224V226H58ZM62 225H63V224H62ZM62 225H61V227H63ZM64 225H66V224H64ZM67 225H68V224H67ZM67 225H66V226H67ZM70 225H71V223H70ZM77 225L79 226V224H77ZM77 225H76V226H77ZM81 225H82V224H81ZM90 225H91V224H90ZM90 225H89V229L91 228ZM100 225H101V224H99V226H100ZM106 225H107V224H106ZM166 225H167V224H166ZM172 225H174V224H172ZM178 225H179V223H178ZM178 225L176 224L177 228H178L179 230H181V227L178 226ZM182 225H183V224H182ZM188 225L190 226V225H192V224H188ZM193 225H194V224H193ZM204 225H206V223H205ZM204 225H202V226H204ZM208 225H210V224H208ZM212 225H213V224H212ZM216 225H215V226H216ZM219 225H220V224H219ZM219 225H218V226H219ZM249 225H252V223L249 224ZM3 226H5V224H4ZM11 226H12V225H11ZM15 226H16V225H15ZM15 226H12V227H15ZM26 226H27V224H26ZM45 226H46V225H45ZM53 226H54V225H53ZM68 226H69V225H68ZM76 226L73 225V227H75V228H76ZM119 226H120V225H119ZM129 226H131V225H129ZM163 226H164V225H162V228H163ZM174 226H175V225H174ZM176 226H175V227H176ZM186 226H185V227L183 226V228L186 229ZM194 226H195V225H194ZM227 226H228V225H227ZM227 226H225V227H227ZM234 226H236V225H234ZM253 226H254V225H253ZM253 226H252V227H253ZM263 226H264V225H263ZM5 227H6V226H5ZM9 227H10V226H9ZM12 227H10V229H11ZM16 227H17V226H16ZM21 227H22V226H21ZM24 227H25V226H24ZM54 227H55V226H54ZM70 227H71V226H70ZM79 227H80V226H79ZM86 227H87V226H86ZM113 227H114V229H113V228H112V229L116 231L115 227H117V226H113ZM170 227H173V226H170ZM175 227L172 228V229L175 230ZM192 227H193V226H192ZM206 227H208V226L206 225L204 228L206 229ZM210 227H212V226H210ZM230 227H232V226H230ZM244 227H245V226H244ZM1 228H2V227H1ZM1 228H0V229H1ZM26 228H28V227H26ZM26 228H25V229H26ZM42 228L44 229V228H47V227H44V226H43ZM51 228H52V227H51ZM51 228H50V231L52 230ZM64 228H66V227H64ZM71 228H72V227H71ZM71 228H70V229H71ZM75 228H74V229H75ZM77 228H78V227H77ZM77 228H76V229H77ZM81 228H83V226H82ZM94 228H95V227H94ZM94 228H93V229H94ZM166 228L170 229L168 226H166ZM177 228H176V230H177ZM190 228H191V227H190ZM190 228H189V229H190ZM201 228H202V227H201ZM201 228H200V229H201ZM227 228L231 231V228H229V227H227ZM239 228H240V227H239ZM253 228H255V227H253ZM257 228H258V226H257ZM257 228H256V229H257ZM261 228H262V227H261ZM15 229H16V228H14L13 230H15ZM19 229H20V228H19ZM22 229H23V228H22ZM29 229H30V228H29ZM33 229L36 230L35 227H34ZM40 229H41V228H40ZM40 229H39V230H40ZM43 229H42V230H43ZM53 229H54L53 231H55V228H53ZM66 229H67V228H66ZM66 229H65V230H66ZM70 229H68V230H70ZM78 229H80V228H78ZM101 229H102V228H101ZM110 229H111V228H110ZM185 229H183V230H185ZM187 229H188V228H187ZM192 229H193V230H196V229H194V228H192ZM202 229H203V228H202ZM210 229L212 230L213 227H212V228H209V230H210ZM232 229H233V227H232ZM243 229H244V228H243ZM249 229H250V228H249ZM6 230H7V229H6ZM13 230H12V232H13ZM31 230H32V229H31ZM34 230H33V231H34ZM39 230H38V231H39ZM47 230H48V229H47ZM47 230L44 229L43 231L45 232V231H47ZM59 230H60V229H59ZM87 230H88V229H87ZM98 230H99V228H98ZM98 230H97V231L95 230V232L98 233ZM102 230H103V229H102ZM102 230H101V232L104 231V230H103V231H102ZM107 230H109V227H108ZM125 230H127V229H125ZM179 230L176 231V232H179ZM207 230H208V229H207ZM220 230H221V229H220ZM237 230H238V229H237ZM245 230H248V229H245ZM245 230H242V229H241L242 232H244ZM7 231H8V230H7ZM7 231H6V232H7ZM16 231H19V230H16ZM26 231H27V229H26ZM29 231H30V230H29ZM33 231H32V233H33ZM38 231H37V232H38ZM43 231H41V232H43ZM53 231H52V233H53ZM77 231L79 232V230H77ZM77 231H76V232H77ZM82 231H83V230H81L80 233H82ZM90 231H91V230H90ZM99 231H100V230H99ZM109 231H110V230H109ZM165 231H168V230L166 229ZM217 231H218V230H217ZM232 231H233V230H232ZM235 231H236V230H235ZM239 231H240V230H239ZM251 231H252V229H251ZM253 231H254V230H253ZM257 231H258V230H257ZM259 231H260V230H259ZM259 231H258L257 234H259ZM1 232H2V231H1ZM20 232H21V231H20ZM30 232H31V231H30ZM34 232H35V231H34ZM44 232H43V233H44ZM64 232H65V231H64ZM70 232H71V231H70ZM70 232L67 233V234L70 235V234L72 233V232H71V233H70ZM76 232L74 231L75 234L78 233V232H77V233H76ZM86 232H87V231H86ZM104 232H105V231H104ZM113 232H114V231H113ZM127 232H128V231H127ZM170 232L173 233L172 231H170ZM186 232H187V231H186ZM188 232H189V231H188ZM190 232H191V231H190ZM190 232H189V233H190ZM201 232L203 233V232H205V230H203V231H201ZM207 232H209V231H207ZM218 232H219V231H218ZM220 232H221V231H220ZM220 232H219V233H220ZM246 232H248V231H246ZM254 232H255V231H254ZM262 232H263V231H262ZM10 233H11V232H10ZM27 233H28V235H30L29 232H27ZM32 233H31V234H32ZM43 233H42V234H43ZM57 233H58V232H57ZM83 233H85V232H83ZM88 233H89V232H88ZM93 233H94V232H93ZM93 233H92V234H93ZM97 233L93 234V236L96 235ZM110 233H111V231H110ZM191 233H192V232H191ZM196 233H198V232H196ZM196 233H195V234H196ZM202 233H201V234H202ZM216 233H217V232H216ZM219 233H218V234H219ZM222 233H226V232L223 231ZM233 233H234V232H233ZM239 233H240V232H239ZM244 233H245V232H244ZM251 233H252V232H251ZM251 233H250V235H252ZM0 234H1V233H0ZM3 234H4V233H3ZM7 234H8V233H7ZM11 234H12V233H11ZM25 234H26V233H25ZM25 234H24V237H25ZM34 234H35V233H34ZM36 234L38 235L39 233H36ZM40 234H41V233H40ZM42 234H41V235H42ZM47 234H49V233H46L45 235H47ZM63 234H65V233H63ZM63 234H62V235H63ZM67 234H66V236H67ZM113 234H116V233L114 232ZM175 234H177V236H178V233H175ZM192 234H193V233H192ZM220 234H221V233H220ZM246 234L248 235V233H245V235H246ZM16 235H18V234H16ZM49 235H51V234H49ZM49 235H48V236H49ZM71 235H72V234H71ZM71 235H70V236H71ZM73 235H74V234H73ZM86 235H87V234H86ZM90 235H91V234H90ZM100 235H101V234H100ZM103 235H104V234H103ZM103 235H101V236H102V239H103ZM106 235H108V234L106 233ZM203 235H204V234H203ZM203 235H202V236H203ZM212 235H213V233H212ZM236 235H237V234H236ZM236 235H235V236H236ZM255 235H256V234H255ZM2 236H3V235H2ZM20 236H21V235H20ZM31 236H32V235H31ZM34 236H35V235H34ZM53 236H54V235H53ZM56 236H57V234L55 235V237H56ZM75 236H76V235H75ZM79 236H80V234H79ZM96 236H97V238H98L99 235L97 234ZM180 236H181V234H180ZM186 236H187V238H188V235H186ZM193 236H194V234H193ZM205 236H207V235L205 234ZM205 236H204V237H205ZM213 236H215V235H213ZM237 236H238V235H237ZM242 236H244V234H242ZM253 236H254V235H253ZM0 237H1V236H0ZM37 237H38L39 239H43V238H44V237H42V236H41V238H40L39 236H37ZM55 237H54V239H55ZM60 237H62V236H60ZM86 237H87V236H86ZM91 237H92V236H91ZM99 237H100V236H99ZM109 237H111V236H109ZM198 237H199V236H198ZM208 237H209V236H208ZM247 237H249V235H248ZM247 237H244V238L247 239ZM254 237H255V236H254ZM256 237H258V236H256ZM256 237H255V239L253 238L252 241L256 240ZM6 238H7V237H6ZM17 238H18V237H17ZM22 238H23V236H22ZM34 238H36V237H34ZM34 238H33V239H34ZM49 238H50V237H47V239H49ZM51 238H52V236H51ZM64 238H65V237H64ZM107 238H108V237H107ZM107 238H106V236H105V239H107ZM190 238H191V237H190ZM195 238H196V237H195ZM200 238H201V237H200ZM215 238H217V237H215ZM236 238H237V237H236ZM240 238H241V237H240ZM1 239H2V238H1ZM19 239H20V238H19ZM54 239H53V238H52V240L49 239V241H53ZM62 239H63V238H61V240H62ZM76 239H77V237H76ZM81 239H82V237H81ZM81 239H80V242H81ZM98 239H99V238H98ZM102 239H100V240H102ZM188 239H189V238H188ZM196 239H197V238H196ZM206 239H207V237H206ZM206 239H205V241H206ZM210 239H211V238H210ZM210 239L207 240V241H211ZM221 239H222V238H221ZM242 239H243V238H242ZM9 240L11 241L10 238H9ZM21 240H22V239H21ZM35 240L37 241V239H35ZM35 240H33V241L35 242ZM74 240H75V239H74ZM77 240H78V239H77ZM77 240H75V241H77ZM83 240H84V239H83ZM86 240H87V239H86ZM89 240H90V239H89ZM89 240H88V241H89ZM100 240H99V241H100ZM103 240H104V239H103ZM110 240H111V239H110ZM189 240H190V239H189ZM189 240H188V241H189ZM191 240H192V239H191ZM212 240H215V239L213 238ZM218 240H219V239H218ZM218 240H217V241H218ZM236 240H237V239H236ZM240 240H241V239H240ZM3 241H4V239H3ZM6 241H7V240H6ZM12 241H13V239H12ZM27 241H28V240H27ZM29 241H30V240H29ZM33 241H32V243H34ZM44 241H46V240H43V242H44ZM49 241H48V243H50ZM63 241H64V240H63ZM95 241H96V239L94 238V242H95ZM99 241H96V242H99ZM104 241H105V240H104ZM112 241H113V236H112ZM192 241H194V238H193ZM192 241H191V242H192ZM217 241H216V242H217ZM242 241H243V240H242ZM1 242H2V241H1ZM41 242H42V240H41ZM43 242H42V243H43ZM72 242H73V241H72ZM82 242H83V241H82ZM90 242H91V241H90ZM92 242H93V239H92ZM96 242L94 243V244H95L94 246L97 245ZM105 242H106V241H105ZM105 242H104V243H105ZM108 242H110L109 239H108ZM118 242H119V241H118ZM191 242H190V243H191ZM197 242L201 244V242H199L198 240H197ZM197 242H196V245L198 244ZM203 242H204V241H203ZM212 242H213V241H212ZM216 242H215V244H216ZM221 242H222V241H221ZM227 242H228V241H227ZM249 242H250V241H249ZM249 242H248V243H249ZM254 242H255V245L258 244L256 241H254ZM8 243H9V242H8ZM8 243H7V244H8ZM32 243H31V245H32ZM44 243H45V244H43V245H46V242H44ZM64 243H65V242H64ZM106 243H107V242H106ZM116 243H117V242H116ZM218 243H219V242H218ZM239 243H240V242H239ZM252 243H253V242H252ZM256 243H257V244H256ZM262 243H264V241H263ZM5 244H6V242H5ZM12 244H13V243H12ZM22 244H24V243H22ZM28 244H29V243H28ZM35 244H36V243H35ZM51 244H52V243H51ZM65 244H67V242H66ZM83 244H84V242H83ZM102 244H103V241L101 242L100 245H102ZM192 244H193V243H191V245H192ZM194 244H195V243H194ZM200 244H198V246H199ZM204 244H205V242H204ZM210 244H211V243H210ZM210 244H208V245H210ZM213 244H214V243H212V245H213ZM249 244H251V243H249ZM10 245H11V244H10ZM15 245H16V244H15ZM18 245H19V244H18ZM26 245H27V243H26ZM39 245H40V244H39ZM53 245H54V244H53ZM63 245H64V244H63ZM73 245H74V243H73ZM73 245H72V246H73ZM80 245H81V244H80ZM80 245H79V243H77V246H80ZM84 245H85V244H84ZM98 245H99V243H98ZM185 245H187V244H185ZM191 245L189 244L188 246H190V248H191V247L193 246V245H192V246H191ZM196 245H195V246H196ZM202 245H203V244H202ZM208 245H207V247H208ZM212 245H210V247H211ZM216 245H217V244H216ZM220 245H221V244H220ZM223 245H224V244H223ZM231 245H232V244H230V246H231ZM240 245H241V244H240ZM240 245H239V247H240ZM245 245H246V244H245ZM2 246H3V245H2ZM13 246H14V245H13ZM13 246H12V247H13ZM21 246H23V245H21ZM29 246H30V245H29ZM68 246H69V245H68ZM75 246H76V245H75ZM82 246H83V245H82ZM82 246H81V247H82ZM85 246H86V245H85ZM102 246H103V245H102ZM105 246H109V245H105V244H104L103 248H104ZM188 246H186L185 248H187ZM218 246H219V245H218ZM230 246H229V247H230ZM234 246H235V244H234ZM243 246H244V244H243ZM248 246H249L250 249H251V246H250V245H248ZM10 247H11V246H10ZM24 247H25V246H24ZM26 247H27V246H26ZM30 247H31V246H30ZM33 247H34V246H33ZM43 247H44V246H43ZM45 247L47 248V246H45ZM48 247H49V248H50V247H51V248H54V247H52V246H48ZM65 247H66V245L63 246V248H65ZM73 247H74V246H73ZM90 247H91V246H90ZM100 247H101V246H100ZM154 247H155V246H154ZM202 247H203V246H202ZM204 247H205V246H204ZM227 247H228V244H227ZM262 247H263V245H262ZM3 248H4V247H3ZM21 248H22V247H21ZM34 248H35V247H34ZM34 248H33V249H34ZM38 248H39V246H38ZM38 248H36V249H38ZM40 248H41V246H40ZM49 248H47V249L50 250ZM67 248L70 249V247H67ZM78 248H79V247H78ZM83 248H84V247H83ZM113 248L115 249V246H114ZM152 248H153V247H152ZM190 248H189V249H190ZM205 248H206V247H205ZM230 248H231V247H230ZM244 248L246 249V247H244ZM6 249H8V248L6 247ZM19 249H20V247H19ZM44 249H45V248H43V249L41 248V250H42L43 252H44ZM61 249H62V248H61ZM69 249H68V251H70V250H72V249H74V248L71 247V249H70V250H69ZM79 249H80V248H79ZM79 249H76V250H79ZM81 249H82V248H81ZM84 249H85V248H84ZM93 249H94V248H93ZM100 249H101V248H100ZM104 249H105V248H104ZM191 249H193V248H191ZM223 249H224V246H223ZM227 249H229V248H227ZM242 249H243V247H242ZM245 249H244V250H245ZM1 250H2V247H1ZM25 250H27V249H25ZM31 250H32V249H31ZM34 250H35V249H34ZM34 250H33V252H34ZM41 250H40V251H41ZM48 250H47V251H48ZM51 250H53V249H51ZM86 250H87V249H86ZM90 250H91V249H89L88 251H90ZM96 250H98V249H96ZM102 250H103V249H102ZM102 250H101V251H102ZM105 250H107V249H105ZM105 250H104V252H106ZM148 250H149V248H148ZM232 250H233V248H232ZM244 250H243V252H244ZM248 250H249V248H248ZM4 251H5V250H4ZM4 251H3V252H4ZM11 251H12V250H11ZM15 251H16V250H15ZM19 251L21 252V250H19ZM27 251H28V250H27ZM38 251H39V250H38ZM40 251H39V253H40ZM42 251H41V252H42ZM59 251H60V250H59ZM62 251H63V249H62ZM83 251H84V250H83ZM83 251L80 252V250H79V251L77 252V254H79V252H80V253H84ZM93 251H94V250H93ZM189 251H190V250H189ZM251 251H252V250H251ZM258 251L260 252L259 249H258ZM17 252H18V251H17ZM28 252L30 253L31 251H28ZM65 252H66V251H65ZM70 252L72 253V251H70ZM74 252H75V251H74ZM74 252H73V253H74ZM119 252L121 253V251H119ZM187 252H188V249H187ZM191 252H194V251L192 250ZM191 252H190V253H191ZM217 252H218V251H217ZM255 252H256V251H255ZM6 253H7V252H6ZM8 253H9V251H8ZM24 253H25V252H24ZM37 253H38V252H37ZM49 253H50V252H49ZM49 253H48V254H49ZM61 253H63V252H61ZM75 253H76V252H75ZM75 253H74V254H75ZM88 253H89V252H88ZM188 253H189V252H188ZM196 253H198V252L196 251ZM247 253H248V252H247ZM252 253H253V251H252ZM257 253H258V252H257ZM4 254H5V253H4ZM12 254H14V253H12ZM18 254H19V252H18ZM25 254H26V253H25ZM32 254H33V253H32ZM43 254H44V253H43ZM43 254H42V255H43ZM46 254H47V253H46ZM46 254H45V255H46ZM52 254H53V253H52ZM54 254H55V252H54ZM63 254H64V253H63ZM86 254H87V253H86ZM191 254H192V253H191ZM191 254H189V255H191ZM241 254H243V253L241 252ZM241 254H240V255H241ZM254 254H255V253H254ZM7 255H8V254H7ZM15 255H17V254H15ZM19 255H20V254H19ZM19 255H17V256H19ZM27 255H28V254H27ZM27 255H26V256H27ZM39 255H40V254H39ZM57 255L59 256V254H57ZM60 255H61V254H60ZM69 255H71V254H69ZM75 255H76V254H75ZM81 255H82V254H80V255H78V256H81ZM83 255H84V254H83ZM88 255H89V254H88ZM116 255H117V254H116ZM122 255H123V253H122ZM223 255H224V254H223ZM252 255H253V254H252ZM257 255H258V254H257ZM0 256H1V255H0ZM9 256H10V255H9ZM22 256H24V254H23ZM29 256H30V254H29ZM31 256H32V255H31ZM50 256H51V255H50ZM52 256H53V255H52ZM52 256H51V257H52ZM63 256H64V255H63ZM63 256H62V258H63ZM66 256H67V255H66ZM73 256H74V255H73ZM73 256H72V257H73ZM114 256H115V255H113V257H114ZM119 256H120V255H119ZM168 256H169V255H168ZM197 256H198V255H197ZM209 256H210V255H209ZM214 256H215V255H214ZM241 256H242V258H243L244 255H241ZM3 257H4V256H3ZM3 257H2V258H3ZM6 257H7V256H6ZM10 257H11V256H10ZM27 257H28V256H27ZM32 257H33V256H32ZM51 257H50V258H51ZM56 257H57V256H56ZM59 257H60V256H59ZM68 257H70V256H68ZM72 257H71V258H72ZM88 257H89V256H88ZM121 257H122V256H121ZM219 257H220V256H219ZM222 257H223V256H222ZM245 257H246V256H245ZM254 257L256 258L257 256H254ZM258 257H259V256H258ZM258 257H257V258H258ZM4 258H5V257H4ZM14 258H15V257H13V259H14ZM18 258H19V257H18ZM28 258H29V257H28ZM30 258H31V257H30ZM43 258H44V256H43ZM46 258L48 259V257H46ZM52 258H53V257H52ZM57 258H58V257H57ZM66 258H67V257H66ZM74 258H75V257H74ZM81 258H82V257H81ZM95 258H96V257H95ZM115 258H116V257H115ZM115 258H114V259H115ZM119 258H120V257H119ZM122 258H123V257H122ZM127 258L130 259L128 256H127ZM217 258H218V257H217ZM220 258H221V257H220ZM227 258H228V257H227ZM227 258H224V259L226 260L225 263H227ZM255 258H254V262H256V259H255ZM11 259H12V258H11ZM13 259H12V260H13ZM36 259H37V258H36ZM36 259H35V261H36ZM54 259L56 260V258H54ZM54 259H53V260H54ZM58 259H59V258H58ZM60 259H61V258H60ZM60 259H59V260H60ZM83 259H84V258H83ZM87 259H88V258H87ZM114 259H113V261H114ZM125 259H126V258H125ZM211 259H213V257H212ZM222 259H223V258H222ZM222 259H219V261H221ZM243 259H244V258H243ZM22 260H23V259H22ZM39 260H40V259H39ZM53 260H51V261H53ZM64 260H65V257H64ZM67 260H68V261H69V260L71 261L72 259H67ZM89 260H90V259H89ZM91 260H92V259H91ZM94 260H95V259H94ZM97 260H98V259H97ZM126 260H127V259H126ZM126 260H123V261L127 262ZM214 260H215V258H214ZM216 260H217V259H216ZM216 260H215V261H216ZM228 260H229V259H228ZM241 260H242V259H241ZM244 260H245V259H244ZM247 260H248V259H246V262H247ZM251 260H252V259H251ZM0 261H2V259H1ZM3 261H4V260H3ZM7 261H8V260H7ZM7 261H6V262H7ZM16 261H17V259H16ZM46 261H47V260H46ZM48 261H49V260H48ZM62 261H63V259H62ZM62 261H60V262L63 264ZM74 261H75V260H74ZM74 261H73V263H74ZM123 261H122V262H123ZM209 261H210V260H209ZM249 261H250V259H249ZM258 261H259V260H258ZM6 262H5V263H6ZM26 262H27V260L25 261V263H26ZM36 262H37V261H36ZM41 262H44V261L42 260ZM41 262H40V263H41ZM54 262H55V261H54ZM60 262H59V264H60ZM64 262H66V261H64ZM86 262H88V260H87ZM86 262L83 263V264H86ZM108 262H109V261H108ZM111 262H112V261H111ZM111 262H110V263H111ZM216 262H217V261H216ZM7 263H8V262H7ZM12 263H13V262H12ZM12 263H11V264H12ZM52 263H53V262H51V264H52ZM55 263L57 264V260H56ZM88 263H89V262H88ZM88 263H87V264H88ZM110 263H109V264H110ZM117 263H118V262H117ZM120 263H121V262L119 261V264H120ZM218 263H221V262H218ZM248 263H249V262H248ZM13 264H14V263H13ZM19 264H21V263H19ZM30 264H31V263H30ZM41 264H42V263H41ZM45 264H46V263H45ZM66 264H67V263H66ZM90 264H91V263H90ZM107 264H108V263H107ZM128 264H129V262H128ZM194 264H195V263H194ZM197 264H198V262H197ZM199 264H200V263H199ZM202 264H203V263H202ZM204 264H208V263H204ZM252 264H253V263H252Z\"/></svg>",
  "mask_w": 264,
  "mask_h": 264
},
{
  "label": "snow or ice",
  "instance_id": "6c2138e0",
  "mask_svg": "<svg viewBox=\"0 0 264 264\" xmlns=\"http://www.w3.org/2000/svg\"><path fill=\"white\" fill-rule=\"evenodd\" d=\"M37 7H40V5L38 4ZM47 7L48 6L45 5L46 9ZM2 14L3 16L8 15V10L6 7L3 9ZM133 71L136 74V79H132L126 89L129 104L126 105L124 109L111 114L110 119L120 128L121 132L124 135L130 138V142H142L150 136L151 129L143 121L141 114L134 105V101L136 100V98L143 92V89L138 83V80L143 75V71L138 67L134 68ZM253 180L258 184V187L254 188L253 191H258L260 194V198L264 199V175H262L258 180L254 177ZM100 198L103 199V197ZM133 198L135 197L133 196ZM189 243V241L177 240L178 245ZM259 257V264H264V247L261 248Z\"/></svg>",
  "mask_w": 264,
  "mask_h": 264
}]
</instances>
